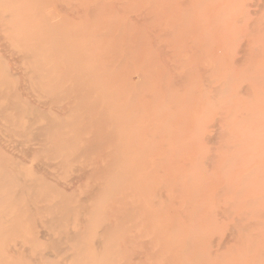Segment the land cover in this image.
<instances>
[{
	"label": "bare ground",
	"instance_id": "1",
	"mask_svg": "<svg viewBox=\"0 0 264 264\" xmlns=\"http://www.w3.org/2000/svg\"><path fill=\"white\" fill-rule=\"evenodd\" d=\"M164 9L166 10L167 8H165L164 7ZM164 9H163V12H164ZM158 10V9H157ZM12 11V10H11ZM159 11H161L162 12V10H160L159 9ZM158 11V15L157 16H159V13H161V12H159ZM167 11V10H166ZM176 11H174V13H175ZM10 12H7L5 15V19H6V21H7V23H4V22H6L5 20L3 21V23H4V26H6L7 28L9 27V29H7V28H5L6 30H5V32H7V34L9 35L10 33L12 34V35H15V36H11L10 37V39H14V41H16L15 39H25V42L23 43L22 42V44L19 42V39L17 40L18 42H19V45H22V47H20V51L18 52L17 51V53H18V55L17 56H23L24 57V59H25V61H26V63H25V65H28L27 66V73H26V70L23 72L24 74H25V76L27 75V77L26 78H23V79H25L24 80V82L22 81V84L21 83H19L18 85H22V86H25V87H27V85H24V83L25 82H27V84H28V87L27 88H29L30 90H31V92L32 91H34V93L35 94H37V98L39 99H37L38 100V102H42L40 99H44L45 97L46 98H51V100H49V102H50V104H49V102H45L46 103V105L48 106V110H45V108H46V106H44L45 105V103H44V105H42V106H44L45 108H43L42 106H40V107H34V106H32L31 105V103H34V102H27L26 100H24V98L23 97H25V96H23L22 97V93L20 94V93H16V95H15V93H14V95H12L11 93H9L7 90V92L6 91H4V90H1L2 88H4V87H1V83L2 82H6V80L7 79H4L3 78V81H2V75H0V94L2 95V97H3V99H7L8 101V104L6 103V104H3V103H1L0 102V118L3 116V119L4 118H6V123L9 125V126H7V124H5V126L4 127H6V129L7 130H5L6 132H7V134L10 136L11 134H13L14 135V137L15 136H18L19 137V135H16L17 134V132L16 131H19L18 133L19 134H21V136H22V134L23 135H26V136H32V137H34L33 138V140L31 139V141H27V142H25V141H23V142H21V144H23V145H33V143H36V142H38V148L37 149H35V150H37L36 152L38 153V155H40L39 157H41V159L42 160H44V161H57L59 164V166L62 168L61 170L63 171V169H65L66 170V172H68V168H71V165L73 164V163H75V161L76 160H78V159H80V158H82V157H86V159L85 160H88L87 161V163L88 162H93V161H95V164L96 163H98V162H100V161H98V159L97 158H92L91 159V156H93L94 155V151L96 150V151H101V153H102V151H104L103 153H104V156H102V157H104L105 158V154H106V158H110V160H109V162H107V161H105V162H102L101 164H97L98 165V167H100L99 165H101V169L100 170H97L98 172H95L94 170H92V171H89V170H87V172L89 171L90 173H92V172H94L95 173V176L94 177H92L93 175L92 174H89V173H87L86 175H88V177L89 178H87L86 177V179L85 180H87V179H94L93 181L95 182V184L94 185H92V186H89V187H87L86 189L84 188V187H86V186H84L83 188V190H84V193H83V197H80V196H78V195H75V194H68V192L64 189V190H62V189H60V187H59V185H57L56 183H54V182H50V181H47V180H45L43 177H41V176H37L36 174H33V173H28L26 170H25V168L23 167V166H21V164H17L13 159L14 158H12V157H10L9 155H13V154H11V153H9V155H6L5 156V154H4V152H3V156L0 154V157H3L2 159H0V162H1V164H3L2 165V167L0 166V231H3V232H1V233H4V234H2L1 235V233H0V235H1V237H5V233H7L8 235H9V237L10 238H12L14 241L16 240V241H18L17 239H22L24 242H27V244H29L30 246H33V245H36V244H40V243H44V245L46 246V248H45V251H47V252H44V254H46V255H44V254H41V257L43 258L44 257V260H45V258H46V264H47V258L49 257L50 259H51V257H57L56 255H58V256H60V255H64V254H67V252L68 251H72V250H74V253H72V254H68V255H66L65 256V258H63L62 260V262L60 263V264H116L118 261H115V259L113 258V257H115L114 255H116L117 254V256H116V259H117V257L119 258V262L120 263H118V264H123L124 262H121L123 259H122V255L121 254H123V253H116L115 251H114V247L112 246L111 248H110V250L112 249V248H114V249H112V251H114L115 252V254L113 255V253L111 254L110 253V255H109V252H110V250H109V245H110V243H112V244H114L113 242L115 241L113 238H115V236H116V234H114L113 232H111V229H112V227H114V226H112V224H113V221H112V224L111 225H108L110 222V220H114V219H118V218H122L121 216L123 215L124 216V219L126 218L127 219V217H125L126 215H128V213L127 212H129V213H133L132 212V210H128L129 209V207L128 208H126L127 206H125L126 204H124V203H126V201L124 202H122V200H120L121 198H123L124 196H120V198L119 197H117L118 199H119V201L121 202V205H119V206H122V203H123V208H124V210H125V212H126V210H127V212H126V214H123V212H122V209H119L120 207L119 206H115V203H112V201H110L112 204H114V205H110L111 207H112V209L111 210H113L114 208H117L119 211L121 210V212L122 213H118L117 214V212H115V211H117V210H113V212L114 213H116V216H115V214L114 213H109V215L110 214H113L114 216H111V217H114V219H112L111 217H109L108 215V217L109 218H111L109 221H108V219L109 218H106L107 216H105V214H103V213H105V212H109V210H107L106 211V209H104V211H102V209H103V207L104 206H106V205H108L107 203H108V201L110 200V199H113V197L114 196H116V188H118L119 186H121V184H122V186L120 187V190L119 191H121V192H124V191H122V188H123V184L125 183V182H127V176H125V174H124V171L125 172H127L124 168H125V164H124V161H126L125 160V158H126V155H127V153L126 152H129V151H127L128 149L127 148H125L124 149V146H123V148H121V146L120 145H122L121 143H122V141L123 140H127L126 138H128V137H133V138H136V139H133V141H135V140H139L138 142H136V144H134V145H137V143H138V146L139 145H141V146H139V147H137L136 146V148L135 147H133L134 149H133V151L132 152H134L135 154L137 153H140V154H138V155H140L139 157H140V161H139V159H138V161H134V162H136V164H139V166H138V169H137V167H136V173H135V175H134V172H133V175L134 176H137L138 174L140 175V177H141V175L143 174V176H144V178H143V176H142V178H143V181H144V185H146L147 183H145V182H148L149 181V183L151 182L152 184L155 182V181H157L159 178L161 179V181H163V179H164V181L165 182H162V183H166V185L167 184H169L168 185V188L170 187V183H172L173 182V184L175 185V183H174V181L173 180H180V176H182V172L184 171L187 175H188V173H190L191 172V169L193 168H191L190 170H188L189 168H185L186 169V171L188 170V172H186L185 170H183L182 172L180 171V168H182V169H184V166L182 167L181 166V164H178V162L181 160V162L183 163V159H182V157L180 156V157H176L177 158V163L175 162V161H172L173 159H172V157L174 156V155H172L171 156V158L168 156V155H170L171 153H177V152H175V151H173V149L176 147V148H178V152L180 151V153L182 152H184L185 150L186 151H189V150H187V148L188 149H192L190 146H188V145H186V141H185V138L186 137H188V138H191V139H193L194 138V130L193 129H196L197 127H198V125H200L201 123H202V121L201 120H198L197 119V122H196V118L194 117V120H193V124L191 125V126H188V122H190V123H192V118L191 119H189V120H187V118H190V117H192V115H190V114H193L192 113V111H196L197 110V108H198V110H199V107H200V109H201V107H203L204 106V109L202 110L203 112H204V110H206V109H208V106L206 105V101H205V99L206 98H208L207 99V101L208 100H210L211 99V97L213 96V98L216 96V99H217V95H216V93L217 92H219V89L221 88H219L218 89V91H217V88L215 89V88H212L211 87V84H208V83H210V80H211V83L212 84H214L213 82H214V79H216V78H214V79H211L210 78V80H209V78L208 77H212V75H209V76H207L206 77V75H204L205 76V78L204 77H197L196 76V78L195 79H192V80H194V81H196V79H197V82L194 84V88H195V86L196 85H199V87L198 86H196V88L193 90V89H191L192 87H193V83L191 82L189 85H188V87H187V85H185L187 88V90L186 89H184L185 87L184 86H181L184 82H186V81H184V82H182L181 81V87H184V88H178L176 91L178 92L179 90L181 91V89H183L182 91L185 93L186 91H188V92H186V94L188 95L189 93H191L192 95H194V92H195V94L197 95V96H195V97H192L193 99L191 100V96L192 95H189L188 97H187V95L185 96L184 94L183 95H181V96H179V95H177V94H180V92H178L176 95H175V92L176 91H174L175 90V88H174V90H173V92H174V94H170L171 96H169L168 97V95L166 94V96H165V98H161V97H164V94L162 93V91H161V93H160V91L158 90V89H160L163 85L165 86V84L163 83V82H161V81H163L162 79H164L163 77H162V75L164 76V75H166V73L164 72V67H163V65L161 64V66H159V64L158 65H155L154 64V66H156V67H163V72H161V70L160 71H158V69L156 68V70H157V72H155L154 74L150 71L151 69L150 68H152L153 66H151V67H149V65H147V66H145L146 64H141V65H143V66H145V67H143V69L145 68V69H150L149 71V75L148 74H146V70L144 69V73L146 74H142L143 76H146V77H143L140 73H139V76L137 75V77L139 78L140 77V79H136V81L135 80H131V79H129L130 80V82H133V84L130 86V87H128L127 85H128V79L126 80V77L127 78H129L130 76H128V74H127V76L126 77H124L123 76V79L124 80H126V82L124 83L125 85H126V83H127V85L126 86H121L120 84L122 83V81H123V79H122V81H121V79L119 80V76L121 75V74H119L120 72L123 74L124 72L125 73H128L129 71L128 70H131L130 68L132 67H129V69L128 68H125L126 69V71L124 70V72H122V71H119L123 66H121V68L120 67H118V66H120V64H117L118 66V69L115 67V65L113 64H109V62H108V59H107V64H106V61H105V59L106 58H108V57H106V58H101L100 56V59H103L104 61H105V63H103L102 62V65L100 64V66L98 65V66H96L95 64H93L94 62H90V58H92V56H90V52H91V50H92V48H91V50H90V47H93L94 48V50L97 48L98 49V47H94L93 45H92V43H95L94 45H96V44H98V43H100L98 40H102V42L104 43V42H106V35H107V38L108 39H115L117 36H121L122 38H123V35H121L122 34V32L120 33L119 31H121V28L120 27H117V26H115L114 25V23H113V21H111L112 22V24H111V22H110V25L109 24H107V25H109V26H106L105 27V29L102 31V30H100L99 32L98 31H96L97 33H99V34H97V33H94V34H96V37H94V38H96V39H98L97 40V42L98 43H96L94 40H96V39H94L93 40V38H91V39H88L86 36L88 35H86L85 34V36H84V38H83V36H81L80 35V33H79V31H78V33H76L74 30H72V32H74V33H69V35H64V36H60V37H62V39H55L56 38V36L57 35H54V34H52L53 32L55 33L56 31L58 32H60L61 30H50L49 28H48V26L46 25L47 23H46V21H45V19H44V16L42 15V14H40V15H37V16H39V18H42L41 20H40V24L39 25H41V24H43V22L44 23H46L45 24V28L47 29V31L45 32L41 27H39V25L36 27V29L37 28H39V29H41V31L43 30V32H42V35H43V38L42 39H40V40H36V39H30V37H28V39L26 38V37H23V33H24V31H25V33H26V35H30L29 33L31 32L30 30H32L33 28H34V25L36 26L37 25V21H32V23L33 22H36V24H32L31 23V21H27V22H25L26 23V25H24L23 23V25H21L20 27H19V29L21 30H19L18 31V27L16 28L17 30H15V27L16 26H19V23H18V20H17V18L16 19H14L15 18V16H13L14 14H12V13H10V14H12V15H10L9 14ZM170 13V12H169ZM169 13H168V18H170L169 17ZM174 13H170L171 15V19H172V14H174ZM7 14L8 15H10V16H8V17H10L9 19L7 18ZM154 14H157L156 12H154ZM165 14H166V12H165ZM175 14H177V12L175 13ZM4 15V13L2 14V16ZM180 15V14H179ZM42 16V17H41ZM156 16V15H155ZM162 16H166V15H164L163 13H162V15H161V17ZM174 16V15H173ZM178 15H176L175 17H177ZM180 16H183V15H180ZM180 16H178V20H179V18H180ZM11 17H13V18H11ZM175 17H173V18H175ZM184 18V17H183ZM183 18H181V20L183 19ZM2 19H4L3 17H2ZM11 19V20H10ZM44 19V21H42ZM167 19V18H166ZM186 19V18H185ZM15 20V21H14ZM154 21H155V25H153L154 27H152V28H155L156 27V22H158V21H156V20H159V19H157V18H154L153 19ZM152 20V22L154 23V21ZM162 20V18L160 19V22H162L161 21ZM172 20H175V21H173L172 22ZM172 20H169L168 19V21L167 22H169L170 23V26H167L168 28L166 29V32H167V34H169V35H165L166 33H164L163 31L164 30H162V32H161V27L163 26L161 23H160V25L158 24V26L155 28L156 30H157V28L158 27H160V30H159V28H158V30L161 32L160 34H162V36H165V37H163L162 39H166L167 37L166 36H170V34L171 35H174L173 33L175 32V34L177 33H179L178 35L176 34V38H179V39H182L181 38V36H180V34L182 35V37H183V39H187L188 37H189V35L191 34L190 32H192V30L194 31V33H196L194 36H197V35H203L202 36V38L200 37V40L202 41V39H206V36H207V34H204L205 32L204 31H206V27H204V25H206V23L205 24H203V21L205 22V20H196V21H198V24H199V22H202V23H200L202 26H200L199 25V27H203V28H201L202 29V33H200V34H198L196 31L198 30V32H201V30H200V28H198V25H196L195 26V24H194V22L195 21H193L192 23H191V21H189V20H194V19H188V21L191 23H188L189 24V26L187 25V21L186 20H184L185 22H182L181 23V20H179V23H176V22H178V20L176 21V18L175 19H172ZM182 20V21H183ZM10 21L12 22H14V23H18V25L17 24H14L13 22V28H12V26L10 27ZM41 21H42V23H41ZM163 21H164V19H163ZM152 22H151V24H152ZM165 22V21H164ZM171 22H172V24H171ZM32 25H31V24ZM75 23V22H74ZM74 23H73V25H74ZM117 23V22H116ZM159 23V22H158ZM166 23V22H165ZM165 23H163L164 25H169V23L168 24H165ZM177 24L176 25V27H177V31H176V28L174 27L175 26V24ZM197 23V22H196ZM5 24H7V25H5ZM72 24V23H71ZM78 24V23H77ZM80 24V23H79ZM118 24H120L119 22H118ZM179 24H186V26L185 27H191V29L190 28H186V30L185 31H187V29L188 30H190V32L188 31V32H186V33H184L185 34V36L183 35V33H180L179 32V29H180V31L181 30H183V32H184V29H185V27L184 28H182L183 27V25L181 26V25H179ZM16 25V26H15ZM28 25V26H27ZM69 25H70V23H69ZM172 25H174V26H172ZM191 25V26H190ZM210 25V24H209ZM15 26V27H14ZM25 26V27H24ZM44 26V25H43ZM42 26V27H43ZM56 26H59V25H56ZM80 26V25H79ZM79 26L77 27V28H79ZM123 25H121V27H122ZM152 26V25H151ZM179 26H181L180 28H179ZM192 26H194V28L192 27ZM207 26V25H206ZM23 27H24V30H23ZM75 27V26H74ZM175 29H174V28ZM196 27V28H195ZM208 27H210V26H208ZM103 28H104V26H103ZM143 29L145 28V27H142ZM141 28V29H142ZM163 28V27H162ZM171 30H170V29ZM173 28V29H172ZM179 28V29H178ZM193 28V29H192ZM12 29V30H11ZM35 28L33 29V31L34 30H36ZM38 29V30H39ZM51 31H49V30ZM75 29V28H74ZM81 29V28H80ZM130 29H132V28H130ZM140 29V28H139ZM140 29V30H141ZM197 29V30H196ZM210 29V31H211V27L209 28ZM208 29V30H209ZM8 30V31H7ZM23 30V31H22ZM37 30V31H38ZM70 30V29H69ZM107 30V31H106ZM135 30V29H134ZM139 30V31H140ZM170 32V33H168V31ZM175 30V31H174ZM68 31V30H67ZM77 31V30H76ZM82 30H80V32H81ZM107 33H106V32ZM128 31V30H127ZM132 30H130L129 32H131ZM143 32H144V30H142ZM159 31H158V33H159ZM172 31V32H171ZM13 32V33H12ZM19 32V33H18ZM65 32V31H64ZM93 32V31H92ZM157 32V31H156ZM182 32V31H181ZM207 32V31H206ZM15 33V34H14ZM22 35V37H20L19 35ZM34 33H36L35 31H34ZM34 33H31V34H34ZM83 33V32H82ZM84 33H86V32H84ZM90 33V32H89ZM123 33H124V31H123ZM189 33V34H188ZM209 33V32H208ZM10 34V35H11ZM56 34V33H55ZM58 34V37H59V33H57ZM61 34H63L62 32L60 33V35ZM93 34V33H92ZM126 34V35H125ZM128 32H125L124 33V37L125 38H130V36L128 37ZM186 34H188V35H186ZM210 34H212V33H210ZM9 35V36H10ZM41 35V36H42ZM54 35V36H53ZM16 36H18V38L16 37ZM41 36H39L38 37V39L41 37ZM95 36V35H94ZM119 36V37H120ZM141 36H143V33L141 34ZM140 36V37H141ZM175 36V35H174ZM180 36V37H179ZM191 36H193L192 34H191ZM193 36V38L195 39V37ZM213 36H215V35H213ZM212 36V37H213ZM53 37V38H52ZM85 37L88 39H85ZM120 37V38H121ZM140 37H138V39L140 40ZM144 37V36H143ZM149 38H150V36H148ZM146 38L145 37V39H147V41L146 42H148V39L149 38ZM160 37H161V35H160ZM186 37V38H185ZM211 37V39L213 40L214 38H212ZM119 38V39H120ZM171 38H173V36L171 37ZM124 39V38H123ZM138 39H137V41H138ZM142 39V38H141ZM151 40H152V38H150ZM159 39V38H158ZM161 39V38H160ZM168 39H170V38H168ZM175 39V38H174ZM189 39V38H188ZM89 40H93L94 42H91V44H89ZM116 40H118V37L116 38ZM125 40V39H124ZM131 40V41H130ZM136 40V39H135ZM144 40V38L141 40V41H143ZM150 40V41H151ZM241 41H242V39H240ZM262 40H264V39H262ZM140 41V46H141V42ZM149 41V43L146 45V42L145 41H143V43H142V46L141 47H143V45L145 46V47H143V48H146L145 50H147L148 51V45L150 44L151 45V42L153 43V41H151L150 42ZM180 41H182V40H180ZM199 41V40H198ZM206 41V40H205ZM207 41H209V40H207ZM214 41H215V39H214ZM238 41V40H237ZM237 41H236V43H234L235 45H238L237 44ZM247 41H249V40H246V43H247ZM257 41L259 42V44H260V46L264 43V41H262L261 42V40L259 41V39H257ZM110 42V43H109ZM109 44H108V46L109 47H111L110 45H111V42H112V40L110 41L109 40ZM114 42V41H113ZM113 42H112V46H116L119 50H117V51H120V52H118V53H121V51L122 50H120L121 48L123 49V47L125 48L128 44L126 43V42H128L129 43V46H128V48H130V42H135V44L133 43L132 44V46H131V48L130 49H132V48H134L135 46H137V45H139V43L138 44H136L137 42L136 41H133L132 39H129V41H126L125 40V42L124 43H126L127 45H123V46H121V44H119V42L120 41H118V44L120 45V47L121 48H119L118 46L119 45H113ZM179 41H177L176 43H173V44H175L176 46H178L179 48H181L180 46L181 45H177V43H178ZM192 42V41H191ZM202 42H204V41H202ZM227 42V41H226ZM258 42L256 43V44H258ZM261 42V43H260ZM103 43L101 44L102 46H104L105 45V43H104V45H103ZM116 44H117V41L115 42ZM122 43V42H121ZM199 43V45H198V47H197V45L195 44V42H192V43H190V42H188V41H185V44H184V41H183V44H182V49H187L188 51V53L189 54H191V53H193V51H194V56L195 55H198V54H201L202 52L200 51L201 50V48H203V55L205 54V55H207L208 53H209V51H210V56L213 58V60H215V56L213 57V55H211V51L213 50V48H214V42H213V44H210V45H214L213 46V48H212V46H211V48L210 47H208V51L206 50L205 51V48H206V46H205V42L204 43H202L203 44V46H205V48L204 47H201L200 45V42H197V44ZM218 43V42H217ZM216 43V46L218 45ZM239 43V42H238ZM253 43V42H252ZM251 42H250V44H252ZM99 44V45H100ZM190 44V45H189ZM220 44V43H219ZM224 44H225V42H224ZM234 44H233V47H234ZM249 44V45H250ZM255 44V43H254ZM259 44L257 45L258 47H259ZM89 45H91V46H89ZM100 45V46H101ZM150 45H149V47H150ZM174 45V46H175ZM187 46V47H185V48H183L184 46ZM207 45V44H206ZM210 45H208V46H210ZM222 45V44H221ZM220 45V46H221ZM226 45H227V43H226ZM225 45V46H226ZM229 45H232V44H229ZM106 47H103V50H102V52H104L105 53V51H106V49L107 50H109L108 48V46H107V44L105 45ZM216 46H215V48L214 49H216ZM223 46V45H222ZM222 46H221V49L223 50V51H227V50H225L224 48H222ZM239 46V45H238ZM242 46V45H241ZM254 46V45H253ZM253 46H250V48L251 47H253ZM153 47V46H152ZM165 47V46H164ZM191 47H193V48H191L192 50H189ZM196 47V48H195ZM218 47V50L217 51H220L219 50V45L217 46ZM230 47V46H229ZM232 47V48H233ZM236 47V46H235ZM258 47H253L254 49L255 48H257V50H258ZM263 47H264V45H263ZM262 47V49H261V47H259V49H261L260 50V53H259V51H258V53L259 54H261V52H262V54H261V56L259 55V57H260V59L262 58V59H264V48ZM127 48V49H128ZM139 48V47H138ZM138 48H137V50H138ZM143 48H141V53H142V55L141 56H145L146 55V57H148L147 56V54L149 55V53H150V50H149V53H146V52H144V49ZM148 48V49H147ZM177 48V47H176ZM209 48L211 49V50H209ZM232 48H229V49H232ZM237 48H240V47H237ZM246 48V47H245ZM253 48H251L252 50H253ZM96 49V50H97ZM105 49V50H104ZM113 49V48H112ZM126 49V48H125ZM124 49V50H125ZM143 49V50H142ZM151 49V48H150ZM207 49V48H206ZM236 49V48H235ZM235 49H233L234 51L233 52H235ZM247 49H249V48H247ZM251 49L250 50H248L249 52L251 51ZM93 50V51H94ZM115 50L116 49H114L113 51L115 52ZM135 49H133V50H131V52H129V51H127V52H129V53H132L133 51H134ZM137 50H135V51H137ZM139 50H140V48H139ZM200 51V53H198V51ZM221 50V51H222ZM238 50V49H237ZM236 50V51H237ZM93 51H92V55H93ZM101 51V50H100ZM113 51H111V54H112V52ZM135 51H134V53H135ZM192 51V52H191ZM205 51V52H204ZM216 51V53H218ZM222 51V53L221 54H224V52ZM239 51V50H238ZM240 51H242L241 49H240ZM94 52H96V51H94ZM113 52V54H115ZM123 52V51H122ZM198 54H197V53ZM208 52V53H207ZM229 52V50L226 52V53H228ZM16 53V54H17ZM99 53V55H100V52H98ZM110 53V52H109ZM117 52H116V54L115 55H117L118 54ZM138 53H140V51H137V53H135V54H137V56L138 55H140V54H138ZM145 53V54H144ZM196 53V54H195ZM95 55L94 56H96L97 55V53H94ZM106 54H107V52H106ZM112 54V55H113ZM122 55H123V53H121ZM229 54H231L230 52H229ZM247 54V53H246ZM249 54H253V56H254V53L252 52V53H249ZM115 55L113 56V57H115ZM120 54H118V56H119ZM202 54L200 55V56H202L203 57V59L205 58V56H203ZM225 55V54H224ZM223 55V56H224ZM228 55V54H227ZM227 55H225V56H227ZM243 55V54H242ZM250 55V56H251ZM58 56L60 57V58H58ZM93 56V58L95 59V58H97V56L96 57H94ZM136 56V57H137ZM199 56V55H198ZM198 56H195L197 59H199L200 58V56L198 57ZM209 56V57H210ZM233 56H235V54L233 55ZM257 56V55H256ZM255 56V58H257ZM98 57V58H99ZM104 57V56H103ZM122 58H124V57H126V59L127 60H129L128 61V63H131V64H129V65H127L126 63H125V65H127L126 67H128V66H130V65H133V60L131 61V57L130 58H127V56H121ZM132 57L134 58V55H132ZM208 57V56H207ZM206 57V58H207ZM208 57V58H209ZM229 57V56H228ZM20 58V57H19ZM81 58H87V59H89V61H88V65H87V67H80L79 65L81 64H79V62H81ZM144 58V57H143ZM211 58V59H212ZM217 58H218V55H217ZM221 58V56L219 55V58H218V60L217 61H219V59ZM226 58V57H225ZM225 58H224V60H225ZM232 58V57H231ZM250 58V57H249ZM1 57H0V61H1ZM22 59V58H21ZM65 59V60H64ZM114 59H116V57L114 58ZM119 59L121 60V58H120V56H119ZM137 59V61L138 60H141V58H136ZM201 59L202 58H200L199 59V61H201ZM202 59V60H203ZM222 59V58H221ZM220 59V61L222 62V60ZM238 59V58H237ZM252 59H253V57H252ZM262 59H261V61H262ZM23 60V59H22ZM239 60V59H238ZM250 60H251V58H250ZM76 61H79L78 62V64H77V62ZM95 62H96V60H94ZM111 62H113L114 60L113 59H111L110 60ZM116 61H118V60H116ZM124 61V60H123ZM123 61H121V62H123ZM134 61H135V58H134ZM205 61V60H204ZM233 61V60H232ZM75 62H76V64H75ZM127 62V61H126ZM207 62V61H206ZM255 62H256V60H255ZM263 62H264V60H263ZM0 63H2L3 64V61L2 62H0ZM115 63V62H114ZM214 63V65H215V61L213 62ZM222 63H224V62H222ZM226 63V62H225ZM230 63V62H229ZM228 63V64H229ZM258 63V62H257ZM123 64V63H122ZM218 68H222L223 66H224V64H220L219 62H218ZM235 64V63H234ZM233 64V65H234ZM250 64V63H249ZM252 64V63H251ZM254 64V63H253ZM259 64H262L260 61H259ZM124 65V66H125ZM135 65V64H134ZM141 65L139 66V67H141ZM220 65H222V66H220ZM256 65V64H255ZM83 66H84V64H83ZM217 66V64L215 65V67ZM232 66V65H231ZM230 66V67H231ZM235 66V65H234ZM245 66V68H246V65H244ZM263 66H264V63H263ZM135 66H133V68H134ZM233 67V66H232ZM248 68H249V66H247ZM257 67H259V66H254L253 68L250 66V68H252V70H257ZM120 68V69H119ZM132 68V70H133V72H134V69ZM155 67H153V69H154ZM207 67H205V71H203L202 73L203 74H207L208 73V71H210L209 69H206ZM217 68V67H216ZM215 68V72L216 71H219V70H217ZM229 68V67H228ZM237 67H235V69H236ZM244 68V67H243ZM249 68V69H250ZM140 69V68H139ZM138 69V70H139ZM142 68L140 69V71L139 72H142V70H143ZM201 69H204V67L203 68H199V73L201 74ZM214 69V68H213ZM212 69V65H211V71H214ZM222 69H224V71H225V73L227 72V74L229 73V72H231V70H232V72L234 71V68H230V71H226V69H225V66H224V68H222ZM221 69V70H222ZM240 69V68H239ZM242 69V68H241ZM249 69H247V71H249ZM263 70V68H261V67H259L258 68V70ZM0 70H1V67H0ZM57 70V71H56ZM117 70H118V74H119V76L117 75ZM206 70H208L207 72H206ZM257 70V72H259ZM56 71V72H55ZM128 71V72H127ZM155 71V70H154ZM236 71V70H235ZM237 71H239V70H237ZM132 71L131 72H129V73H132V74H134ZM147 72H148V70H147ZM205 72V73H204ZM220 72V73H219ZM219 72H216L217 73V75L214 73L213 75L215 76H218L219 74L221 75V71H219ZM240 73H237V72H235L236 74H238L237 76V78L235 77L236 76V74L232 77L233 79L230 81V83L229 82H227V80L228 79H230L231 78V73H230V76L229 75H225V76H229L230 78H225V80L224 81H226L227 83H229V86H228V89L227 88H224V90L223 89H221L220 90V92H224L225 93V91H227V90H229V88L231 89L230 91H233L234 93H232V94H230L231 95V97H230V95H229V93L228 94H224L226 97H230L231 99H229V98H226V97H222L221 95H220V97H222V101H223V104H222V101H219L218 99V102L216 103V105L218 104L219 106H217L218 107V109H219V112H220V107L222 106L223 107V109H224V114H225V116L227 117H225V119H226V121H225V119H224V115L220 112V113H218V109H217V113H213V111L211 110L212 109V107H210V110H211V112H207V113H210L211 115L213 114H215L214 116V119L218 122V123H220L221 124V122H226L227 124H226V126L228 127V128H234L235 127V131L232 133V134H234L236 131V133L235 134H237V136L239 135V137H241L242 139H240L239 141L237 140V139H235V138H237V136H235V135H232L231 134V136H230V138H231V141L232 140H236L235 142L234 141H228V145H227V142L226 141H224V140H222L221 138H219V137H221L222 136V134H225V135H230V132L229 131H227V130H225V132L227 131V133H229V134H226V133H224V130H222V132H221V134L219 133V137H218V135H217V137H216V139H218V141H219V139H221L219 142L217 141V145H218V147L220 148L221 146H224L225 147V142H226V147L227 146H232V145H236L235 147H237L238 149L236 150V148H234V146H232V147H228L226 150H227V153L229 152V150H231L230 152H238V153H236V154H231V156L233 157L234 155H238V157L237 156H235V159H233L234 160V162H232L230 159H229V157L228 156H226V155H228V154H230V152L228 153V154H226V155H224L223 154V156H222V154H221V151L219 152V150H217V154H218V152L220 153V155L218 154V156L220 157H218V159H220L221 160V158H222V161L224 162V163H226L228 160H230L232 163H229L230 161H228L227 163H228V165L229 164H231V166H230V168H229V166L227 167V168H229V171H227L228 169H226L225 168V165H224V163H223V165H224V168H223V166H222V164L220 165L222 168H218L219 170H222V171H220V173L218 174V173H216L217 171V168H216V174L217 175H215V174H213V177H215V178H218V176H219V178H222V180L223 179H226L225 181H231L230 182V184L233 182V181H235L234 183L236 184V186H237V182L240 180V178L238 179V176H240L241 175V173H244L243 171H245V170H247V169H244V167L245 166H247V165H245V166H243V167H241V166H239V163H240V161H238L239 159H241L243 162H244V160H243V158H242V156L244 157L245 155L247 156V154L248 153H252L253 152V154H257V153H259V154H257L258 156L259 155H261V157H260V159L262 160V159H264V157H262L263 156V154H260L261 152H257V150H259V151H263L264 152V150H263V148L262 147H264V140L262 141V139H260V138H258L259 136H260V134L262 133V134H264V132H261V131H263L264 129H261L262 127H261V125H260V127L258 126V124L256 123V121H258V120H256L255 121V124H251V123H247L248 122V118L251 116V118L250 119H255L256 117H257V119H259L260 117V119H263L264 117H262V116H264V112L262 113H260L259 111H257L256 109H258V107L261 105V106H263V108H264V103H262V102H264V100H261L260 98L261 97H263V95L262 94H264V91H261L260 89H256V88H253L254 86H256L257 88H259V86L260 87H262V85H260V84H263L264 83V71L262 72V75H260V81H262L263 83H261L260 82V84H258L259 82H258V78H257V76L259 75V73H255V71H253V73L252 74H250L251 73V71L250 72H248L249 74V76L247 75V74H245L244 72V76L242 77V72H241V70L239 71ZM150 73H152L151 75H155L154 77L152 76V79H156V78H158V82H159V79L161 80L160 82H161V87H160V83H158L156 80L153 82V80L151 79V77H147V75L148 76H150ZM160 73H162V74H160ZM2 74V73H1ZM23 74V75H24ZM209 74H210V72H209ZM212 74V73H211ZM223 74V73H222ZM234 74V73H233ZM255 74L257 75V76H255ZM124 75V74H123ZM167 75H168V72H167ZM166 75V76H167ZM202 75V74H201ZM240 75V76H239ZM247 75V76H246ZM24 76V77H25ZM142 76V77H141ZM159 76V77H158ZM170 75H168L167 77H169ZM175 76V75H174ZM224 75H223V78L225 77ZM249 77V78H246V77ZM255 76V77H254ZM7 77V76H6ZM68 77H70V79H71V81H70V83L68 82L69 80H68ZM122 77V76H121ZM134 77H136L135 76V74H134ZM134 77H131V78H134ZM162 77V78H161ZM177 77V76H176ZM261 77H263V78H261ZM170 78V77H169ZM169 78H167V80L166 79H164V81H165V83H171L170 81H168V80H171V79H169ZM171 78H174V77H171ZM178 78V77H177ZM205 80V79H208V82H206V81H204L203 79ZM239 78V79H238ZM244 78V79H243ZM253 78H255L254 79V81L255 80H257V82H253V84L251 83L252 82V80H253ZM55 80V84H51V82H53L54 80ZM203 80V82H201L202 80ZM220 79L221 78H219L218 80H219V82H220ZM235 79V83H237L236 81H238V83L237 84H234V82L232 83V81ZM241 79H243L242 80V82H240L241 81ZM245 79H248V80H250L249 82H250V84L252 85V87H250L251 85L249 84V82H248V80H246L245 81ZM50 80H51V82H50ZM191 80V81H192ZM199 80H201V81H199ZM8 81V80H7ZM167 81V82H166ZM173 81V80H172ZM190 81V80H189ZM216 81V80H215ZM224 81H221L220 83H219V85H221V83L223 82L224 83ZM121 82V83H120ZM173 82H176V81H173ZM206 82V83H205ZM157 83V84H156ZM188 83V82H187ZM202 83H203V85H204V83H205V85L206 84H208V85H210V87H211V90L213 89V91H211V94H212V92H214V90H216L215 92H214V94H212V95H210V93L208 92L209 91V89H210V87H207L206 89H205V85L203 86L202 85ZM216 83V82H215ZM227 83L225 84L226 86H227ZM240 83V85L242 84V87L240 86V85H238ZM244 83L245 84H247V88L249 89L248 90V92L249 91H251V89H254L256 92H255V94L257 93L258 94V92H261L262 94H261V97L259 96V95H257V98H259L260 100H261V102L259 103V101H256L258 104H256V102L255 101H252V100H249L250 99V97L252 98V97H255L256 98V96H250V95H248L249 93H246L247 95L246 96H250L249 98L247 97L246 98V100H247V108H248V106L250 107L251 105V102L250 101H252L253 103H252V108H253V105H254V102H255V105H258V107L257 106H255L254 105V109H253V112L255 113L256 111V113L254 114L253 113V115H252V112H251V110H252V108L251 109H249V110H247V108L245 109V107H244V109H243V107H242V103L240 104V106L242 107L241 108V110H240V108L239 107H237V109L236 108H234L232 105H233V101H235V100H237V98H243V97H241V95H242V93H244L245 91H247V90H245L244 91V88H245V86H244ZM255 83H257V84H255ZM3 84H5V83H2V85ZM6 84H8V82L6 83ZM9 84H10V82H9ZM8 84V85H9ZM158 84H159V86H158ZM173 84V83H172ZM175 84V83H174ZM176 84H177V82H176ZM184 84H186V83H184ZM224 84H222V86L223 87H226V86H224ZM230 84H232V85H230ZM7 85V86H8ZM158 87V89H157V87ZM168 85V84H167ZM166 85V86H167ZM202 85V87H200ZM218 85V86H219ZM234 85V87H236V89L234 90V89H232V87L231 86H233ZM264 85V84H263ZM164 86H163V88H164ZM169 86V85H168ZM167 86V87H168ZM176 86V85H175ZM177 86H179L178 84H177ZM179 86V87H180ZM237 86L240 88V91H241V89L244 91V92H235L236 90H237ZM243 86H244V88H243ZM11 87V86H10ZM14 87V86H13ZM120 87H122V89L120 88ZM156 87V90L157 91H159L158 93L161 95V94H163V95H161V97H159L160 95L159 94H157V92H156V94L154 95V94H152L151 93V91H155V88ZM166 87V88H167ZM173 87V86H172ZM172 87H170L169 89L171 90L172 89ZM191 87V88H190ZM251 89H250V88ZM264 87V86H263ZM123 88H127V89H123ZM199 88V89H198ZM200 88H202V89H200ZM209 88V89H208ZM24 89V88H23ZM26 89V88H25ZM204 89V91L206 92L207 91V89H208V91L205 93L204 91V93H205V96H206V94H207V96L205 97V96H203L202 97V94L201 95H199V92H202L201 90H203ZM226 89V90H225ZM10 90H12V89H10ZM13 90H16V89H13ZM79 92L80 90V94L77 92V91ZM108 92H107V91ZM170 90H168V93H169V91ZM186 90V91H185ZM189 90L191 91V92H189ZM223 90V91H222ZM259 90V91H258ZM3 91V92H2ZM76 91V93H74ZM83 91H87L86 92V94H85V92H83ZM199 91V92H198ZM82 92V93H81ZM196 92H198V93H196ZM238 93V94H237ZM25 94V93H24ZM72 94H74L73 96H74V98H76L77 100V103L76 102H71V103H73V104H69V103H67V105L66 106H63V104L61 105V102H63L64 100H65V98L66 97H68L69 95V97H71V95ZM153 96H152V95ZM241 94V95H240ZM250 94H252V93H250ZM254 94V95H255ZM159 95V96H158ZM175 95V96H174ZM199 95V96H198ZM208 95H210V97L208 96ZM228 95V96H227ZM234 95V97L233 98H236L235 100H233V98H232V96ZM236 95V96H235ZM36 96V95H35ZM152 96V97H151ZM173 96V98H171ZM183 96V97H182ZM259 96V97H258ZM176 97H179V100H180V102L178 101V104H179V108L177 109V107H178V104L176 105V106H174V99L176 98ZM182 99H181V98ZM125 99V100H128L130 103H131V105H133V106H131L132 107V110H131V114L132 115H129V116H126V118L127 117H129V119H124V116H123V114H121V112H116V113H112L111 112V110H110V104H113L117 99ZM146 98H149L148 99V104L146 105H144V104H141L140 102H142L141 100L142 99H146ZM150 98H152L151 100H150ZM185 98H188V99H190L189 100V102L190 103H188L186 100H185ZM2 99V100H3ZM67 99V98H66ZM155 100V101H153V103L152 104H150L151 102H152V100ZM171 99V101H169V100ZM173 99V100H172ZM187 99V100H188ZM199 99L200 101V104H198L199 102L197 101V100ZM201 99H203L204 100V103H203V105L201 106V102L203 101V100H201ZM215 99V98H214ZM215 99V100H216ZM226 99H228L229 101H231V100H233L231 103H228L227 102V100ZM46 100V99H45ZM167 101V102H170L169 104L168 103H166V105L167 106H164V107H168V108H165L167 111V114H166V112L165 113H163V111H162V108H164V107H160V105L161 104H163L164 103V101ZM183 100V101H182ZM212 100V99H211ZM210 100V101H211ZM215 100H213V101H211L212 103H214L215 104ZM216 100V101H217ZM67 101L69 102V99H67ZM74 101V100H73ZM149 101H150V103H149ZM165 101V102H166ZM177 100H175V102H176ZM184 101H186L187 102V104H189V105H187V104H185V103H183ZM193 101H195V102H197L196 103V105H195V103L193 104ZM209 101V102H210ZM241 101H243V99H241ZM140 103L142 106H137V107H135L136 105H138L137 103ZM160 102V103H159ZM173 102V103H172ZM210 102V103H211ZM226 102H227V104H226ZM236 102L237 101H235V106L236 105H238V104H236ZM239 102V101H238ZM36 103V102H35ZM35 103L33 104V105H35ZM76 103V104H75ZM183 103V104H182ZM122 104V103H121ZM125 104L127 105V102H125ZM191 104V105H190ZM193 104V105H192ZM198 104V105H197ZM229 104V105H228ZM232 104V105H231ZM249 104V105H248ZM59 105H61L62 107V109H60V111H59V109H57L58 111H56L55 109V106L57 107V108H60L59 107ZM123 105V104H122ZM180 105H181V107H180ZM182 105H183V107H184V110H183V108H182ZM211 105V104H210ZM228 107V106H230V107H228L227 109H229V110H225L226 109V106ZM36 106V105H35ZM170 106L171 107H173L172 108V110H171V108H170ZM186 106V107H185ZM193 106V107H192ZM231 106L233 107V109H231ZM239 106V105H238ZM244 106V105H243ZM134 107V108H133ZM176 107V108H175ZM189 107V108H188ZM191 107V108H190ZM196 107V108H195ZM216 106H214L213 107V109L215 108ZM221 107V108H222ZM225 107V108H224ZM55 108V109H54ZM128 108V107H127ZM161 108V111H162V113L163 114H161V111H159V109ZM183 110V112L184 111H186L187 110V114L185 115L183 112H182V110ZM187 108V109H186ZM256 108V109H255ZM177 109V110H176ZM190 109V110H189ZM194 109V110H193ZM235 109V110H234ZM260 109V108H259ZM119 110H121V109H119ZM164 110V109H163ZM168 110H169V113L171 112L172 114H169L168 113ZM198 110L196 111L197 112V114H198ZM215 110H216V108H215ZM214 110V111H215ZM232 110V111H231ZM238 110H240V112H248L249 114H250V116H247V115H249L248 113H246V114H243V115H245L246 117L244 118L245 119V121H244V119H243V121L242 120H239L240 118H238L237 117V121H236V114L234 115V116H232L233 114V111H235V112H238ZM246 110V111H245ZM262 110V109H261ZM11 111V113H9ZM12 111H13V115H12ZM176 111V112H175ZM178 111H180V112H178ZM189 111V112H188ZM207 111V110H206ZM205 111V112H206ZM225 111H226V113H225ZM228 111V112H227ZM59 112V113H58ZM178 112V116L176 115V118H174V116H175V113H177ZM181 112H182V114L183 115H185L186 116V121L187 122H183V121H185V119L183 118V115L181 114ZM200 112V111H199ZM240 112L237 114V115H240V116H242V114H240ZM7 113H9V114H7ZM159 113L161 114V115H159ZM179 113L182 115H179ZM188 113H189V115H190V117H188L187 115H188ZM200 113H202V112H200ZM207 113H205L206 114V117L208 116V115H210V114H207ZM11 114V115H10ZM169 114V115H168ZM204 113L201 115V114H199L200 115V117L201 116H203V117H201V119L202 118H204V115H205ZM218 114H220L222 117H219L218 118ZM230 114H232L231 116H232V118H231V116H229ZM258 114H263L262 116L261 115H258ZM172 115V116H171ZM219 115V116H220ZM8 116V117H7ZM161 116V117H160ZM167 117V118H165L166 120H164L162 117ZM168 116H169V118L170 117H173L174 119H175V121H173L174 119H169L168 118ZM184 116V117H185ZM255 116V117H254ZM260 116V117H259ZM181 117L183 118V120L181 119ZM205 117V118H206ZM231 118V119H228V118ZM223 118V119H222ZM2 119V118H1ZM2 119V120H3ZM164 120L163 122H162V120ZM169 120V122H167L168 120ZM220 119H222V120H220ZM227 119H228V121H227ZM241 119H242V117H241ZM181 120V121H180ZM203 120V119H202ZM3 121H5V119L3 120ZM115 121H117L116 123L119 125V127H118V125H117V129H119V131H117V129H114L115 131H116V133L114 132V131H112V129H111V127L112 128H114L113 127V125L114 126H116V124H114V122ZM161 121V123H160V125H159V122ZM173 123H176V122H179V123H177V125L176 124H173ZM201 121V122H200ZM221 121V122H220ZM239 121H240V123H239ZM263 122H264V119L262 120ZM157 122V123H156ZM166 122V123H165ZM236 122H238V123H236ZM252 123L254 122V121H251ZM260 122V121H259ZM156 123V124H155ZM168 123V124H167ZM169 123H170V125H169ZM243 123V124H242ZM15 124H18V125H20V126H22V131H21V129L20 130H16V128H17V126L15 125ZM155 124V125H154ZM163 124V125H162ZM183 124V126H181ZM186 126H185V125ZM237 124H238V126H237ZM248 126H247V125ZM260 124V123H259ZM261 124H263L262 122H261ZM120 125H123V126H120ZM145 125H147V126H145ZM149 125H150V128H149ZM153 127H152V126ZM176 125V127H178L179 129H178V134H179V136H178V134H177V131H176V129L174 128V126ZM196 125V128L194 127ZM230 125V126H229ZM240 125V126H239ZM245 125V126H244ZM255 126V127H250V126ZM148 127V129L147 128H144L143 129V127ZM173 126V127H172ZM189 127V129H188V127ZM257 126V127H256ZM264 126V125H263ZM3 127V129H5ZM223 127H225V125L224 126H222L221 128H223ZM245 127V128H244ZM144 130H142V129ZM173 128L175 129V131H176V134H177V136H178V138H177V136L172 132L173 131ZM183 128V129H182ZM184 128H186V129H184ZM192 128V130H190ZM221 128H219V132L221 131L220 129ZM249 128V129H248ZM255 128H257L258 129V131H257V129H255ZM259 128H260V130H259ZM139 129V130H138ZM146 129V130H145ZM182 129V130H181ZM224 129V128H223ZM229 129V130H230ZM241 129V130H240ZM253 131H255V134H252V130ZM141 130L143 131V133L141 132ZM189 130V131H188ZM246 130H248V132L246 131ZM20 131L22 132V133H20ZM192 131V132H191ZM238 131H239V133H238ZM261 133H260V132ZM5 132V133H6ZM187 132H189V133H187ZM257 132V133H256ZM173 133V136L171 137V134ZM193 133V134H192ZM218 132H216V134H217ZM246 133V136L244 135ZM250 135H249V134ZM251 134H252V137L251 138H249L250 136H251ZM259 134V135H258ZM13 135H11L10 137H12ZM188 135V136H187ZM192 135V137H190ZM20 136V137H21ZM175 136V137H174ZM216 136V135H215ZM256 136H258L257 138H256ZM262 136L263 135H261V138H262ZM25 137V136H24ZM224 137V136H223ZM232 137H234V138H232ZM246 137V138H245ZM137 138H139V139H137ZM175 138V139H174ZM177 138V139H176ZM211 137H209V139H210ZM225 138V137H224ZM191 139L189 140L190 142H191ZM215 139V138H214ZM226 139V138H225ZM229 139V138H228ZM256 139H257V141H256ZM260 139V140H259ZM175 140H178L177 142L175 141ZM244 140H246V141H244ZM15 141V140H14ZM14 141H12V142H14ZM195 141V140H194ZM222 141V142H221ZM241 141V142H240ZM18 142H19V140H18ZM88 142H90V143H88ZM134 142V143H135ZM224 142V143H223ZM231 142V144H229ZM237 142V143H236ZM239 142V143H238ZM243 142V143H242ZM246 142V143H245ZM86 143H88V147H86ZM130 143H132V142H130ZM189 142H187V144H188ZM219 143V144H218ZM221 143H223L224 145H221ZM261 143V144H260ZM17 144H19V143H17ZM36 144H34V145H36ZM119 144V145H118ZM193 144H197V141H195L194 143H192L191 142V146L193 145ZM239 144H240V146H239ZM242 144H244L245 146L247 145V144H249V145H247L246 146V148H249V149H241L242 147H244V145H242ZM254 144H256V145H254ZM259 144V145H258ZM22 145V146H23ZM33 145V146H34ZM129 145V144H128ZM133 144L131 145V146H134ZM157 145V150L155 149V150H153L154 148H155V146ZM250 145L252 146L251 148H254V149H252V150H255V151H252L251 150V148H250ZM20 146V145H19ZM131 146H129L131 149H132V147ZM153 147V149H150V147ZM249 146V147H248ZM254 146V147H253ZM35 147V146H34ZM128 147V146H127ZM159 147V148H158ZM204 147H206V148H204L202 151H205V149H208L207 150V152H208V154L210 153L209 152V150L212 148H207V145H205ZM225 147V148H226ZM257 147V148H256ZM259 147H261V149L262 150H260L259 149ZM29 148V147H28ZM27 148V149H28ZM36 148V147H35ZM139 148V149H138ZM194 148V147H193ZM223 148V147H222ZM225 148H223L222 150H223V153H224V149ZM230 148V149H229ZM239 148L241 149V153H244L245 154V152H246V154L245 155H242L241 153H239L240 152V150H239ZM26 148H24V149H22V150H25ZM30 149V148H29ZM93 149H95V150H93ZM136 149H137V151H139V152H137L136 151ZM159 149L164 153H162V154H160L161 153V151L159 152ZM229 149V150H228ZM257 149V150H256ZM31 150V149H30ZM29 150V151H30ZM32 150H33V148H32ZM135 150V151H134ZM175 150V149H174ZM212 150V149H211ZM215 150V149H214ZM239 150V151H238ZM248 150V151H247ZM251 150V151H250ZM27 151V150H26ZM34 151V150H33ZM32 151V152H33ZM91 151H93V155H89V154H91ZM96 151H95V153H96ZM158 151V152H157ZM0 152H1V149H0ZM6 152V151H5ZM24 152V151H23ZM23 152H21V153H23ZM31 152V151H30ZM30 152H28L29 154H30ZM31 152V153H32ZM122 152H125V153H122ZM156 152H157V154H156ZM207 152H205V153H207ZM211 152H213V151H211ZM255 152V153H254ZM27 153V154H28ZM100 152H98L97 154H95V156H99L98 154H101ZM215 152H213V154H214ZM33 154H34V152H33ZM32 154V155H33ZM53 154H55V155H57L58 156V158L59 159H53V157L52 156H54ZM130 154L132 155V153L130 152ZM154 154H155V156H156V161H158V163L156 164V161H155V156H154ZM208 154H205L206 156L208 155ZM217 154H214V155H216L217 156ZM253 154H252V158H254L256 155H254L253 156ZM87 155L88 156H90V157H87ZM131 155H129V156H131ZM138 155H137V157H138ZM158 155V156H157ZM160 155V156H159ZM161 155H163L164 157H167L164 161H162V164L160 163L161 161V159H162V157L163 156H161ZM210 155H212V154H209L208 155V157L210 156ZM5 156V157H4ZM56 156V157H57ZM109 156V157H108ZM154 156V157H153ZM176 156H179V155H176ZM213 156V155H212ZM251 156V154L248 156V158ZM255 157V159L256 158H258L259 159V157ZM38 157V158H39ZM55 157V156H54ZM101 157V156H100ZM137 157H135V158H137ZM138 157V158H139ZM157 157H160L159 158V160H158V158ZM164 157H163V159H164ZM175 157V156H174ZM207 157V158H208ZM9 158V159H8ZM12 158V159H11ZM89 158V159H88ZM134 158V159H135ZM181 158V159H180ZM223 158H227V159H225L226 161H224V159ZM237 158V159H236ZM244 158H246V157H244ZM84 159V158H83ZM91 159V160H90ZM126 159H128V158H126ZM151 159H153V161H155V163H153L152 165H153V167H154V165L158 168H161V166L164 164V166H162L165 170H164V174L161 172V170L163 169V168H161V170L160 169H157L158 171H159V173H157V171H156V173H154L155 172V170L156 169H154L153 170V167H152V169L151 168H148V167H150V165H151V163H149L150 161H152ZM162 159V160H163ZM170 159H172V160H170ZM178 159H179V161H178ZM255 159H251L252 161L253 160H255ZM84 160V163H86V161ZM98 162H97V161ZM101 160V159H100ZM102 160H104V159H102ZM211 160V159H210ZM215 160H216V157L214 158V161H213V159L211 160V162L212 163H214L215 162ZM219 160V161H220ZM250 160V159H249ZM257 160V159H256ZM80 161V160H79ZM184 161H187V160H184ZM241 161V162H242ZM251 161V162H252ZM43 162V161H42ZM47 162V163H48ZM139 162V163H138ZM164 162V163H163ZM172 162H174V164L172 163ZM187 162H190V160L189 161H187ZM187 162H184V163H187ZM239 162V163H238ZM243 162H242V165H243ZM258 162H259V160H258ZM51 163V162H50ZM49 163V164H50ZM83 163V164H84ZM128 163V162H127ZM171 163V164H170ZM183 163V164H184ZM235 163V164H234ZM250 163V162H249ZM248 163V164H249ZM253 163V162H252ZM255 163V162H254ZM253 163V164H254ZM0 164V165H1ZM49 164H48V166H49ZM90 164H92V165H95V164H93V163H90ZM90 164H88L87 166H84V167H91V165ZM158 164L160 165V166H158ZM177 165L178 164V166L176 167V166H172V167H170L171 165ZM244 164H245V162H244ZM253 164H250V165H253ZM258 164H260L261 165V163H258ZM55 165H57V163L55 164ZM57 165V166H58ZM84 165H86V164H84ZM129 165H130V163H129ZM128 165V166H129ZM149 165V166H148ZM180 165V166H179ZM192 165H194L193 163L191 164V166ZM219 165V163L217 164V166ZM233 165H237L236 167H234L235 169H232V166ZM241 165V164H240ZM257 165V164H256ZM131 166V165H130ZM188 166V165H187ZM52 167L54 168V164L52 165ZM127 167V166H126ZM170 167V168H169ZM205 167V166H204ZM216 167V166H215ZM248 167V166H247ZM250 167H252V166H250ZM259 167H261V166H258L257 165V168H259ZM1 168H2V170L3 169H5V170H3V173L1 172L2 170H1ZM78 168V167H77ZM77 168L75 169V170H77ZM93 168V167H92ZM130 168V167H129ZM155 168V167H154ZM171 168L173 169V168H177L178 169V171H180L181 173H178L179 175H177V173L175 172V175H176V177L178 176L179 178H176L175 177V179L173 178L174 176H172V174L174 175V173H170V171H172L171 170ZM202 168H203V165L200 167V169L202 170ZM236 168L237 169H242L243 171H241L240 169V171H238V174L236 173L235 175H234V178H233V181H232V172H237V170H236ZM246 168V167H245ZM249 168V167H248ZM257 168L255 167V168H253L252 170H254V172L253 173H255L256 172V170H257ZM262 168H263V164H262ZM28 169L30 170V168L28 167ZM148 169H150V170H152V171H154V172H150V170L148 171ZM224 169H226L225 171H224ZM45 170V169H44ZM59 170H60V168H59ZM60 170V171H61ZM64 170V171H65ZM122 170V171H121ZM170 170V171H169ZM175 170V169H174ZM173 170V171H174ZM203 170H205V169H203ZM202 170V171H203ZM9 172V173H7V172ZM31 171V170H30ZM150 172V173H148V172ZM163 171V170H162ZM176 171V170H175ZM190 171V172H189ZM201 171V172H202ZM206 171V170H205ZM227 171V172H226ZM263 171V170H262ZM204 172V171H203ZM226 172V173H225ZM228 172H230L229 173V175H226V174H228ZM239 172H241L240 173V175H239ZM258 172V171H257ZM257 172H256V174H257ZM264 172V171H263ZM70 173V172H69ZM129 173V172H128ZM151 173H154L153 175L151 174ZM161 173V174H160ZM169 173H170V175H169ZM192 173H193V171H192ZM249 173H252V172H249ZM260 173V172H259ZM3 174L7 177V176H9V178L7 179V178H5V176H3ZM7 174H9V175H7ZM50 174H52L53 175V173H50ZM55 174V173H54ZM81 174V173H80ZM161 175V177H158L157 178V176H160ZM185 174V176H187ZM194 174V173H193ZM202 174V173H201ZM201 174H199L198 176H200V177H198V178H200V180H201V178L203 177L204 179H206L207 177L205 176H203V175H201ZM204 174V173H203ZM206 174V173H205ZM204 174V175H205ZM220 174H222V176L220 175ZM225 174V178H223V175ZM256 174H252V175H256ZM2 175V176H1ZM86 175H83V176H86ZM129 175H131L130 176V178L132 177V174H129ZM155 175V176H154ZM162 175H163V177H162ZM192 175V174H191ZM237 175V176H236ZM252 175H250L249 174V176H251L249 179V181H251L252 179H254V177H252ZM259 175V174H258ZM263 175H264V173H263ZM262 175V173H261V176H263ZM54 176V175H53ZM154 176V177H153ZM184 176V177H185ZM236 176V177H235ZM246 177V176H248V173H247V175H245L244 176V174H242L240 177L243 179V181H245V180H247L248 179V177L247 178H243V177ZM257 176V175H256ZM260 176V175H259ZM1 177H3V178H1ZM48 177V176H47ZM69 177V176H68ZM191 177H193V175L191 176ZM229 177V178H228ZM6 180H5V179ZM135 178V177H134ZM153 178V179H152ZM187 178H189V176L187 177ZM187 178H186V180H187ZM252 178V179H251ZM260 179H255L254 180V182L256 183V185H257V183H261L260 184V186H258L257 185V187H260L261 189H262V187H264V186H262L261 187V185H262V183H264V178H262L261 179V177H259ZM155 179V180H154ZM157 179V180H156ZM173 179V180H172ZM203 179V180H204ZM235 179V180H234ZM80 180V179H79ZM131 181H132V179H130ZM152 180H153V182H152ZM178 180L176 181V182H178ZM202 180V181H203ZM261 180H263V182L261 181ZM84 181V180H83ZM82 181V182H83ZM180 181H184L183 180V176H182V178H181V180ZM179 181V182H180ZM241 182V185H243L244 186V182ZM258 181V182H257ZM69 182V181H68ZM80 182V181H79ZM158 182H159V185H158V187L157 188H159V187H162L160 184H162V183H160V180H158ZM158 182H157V184H158ZM199 182V181H198ZM148 183V184H149ZM150 183V184H151ZM184 183H186V182H184ZM227 183H229V182H227ZM245 183H246V181H245ZM255 183L253 184V185H255ZM92 184V183H91ZM151 184V187H149L148 189H146L145 187H144V185H143V189H146V191H144L145 192V194H144V196H147L146 195V193L149 191H152V189L154 190V188H155V185H156V182L152 185ZM173 184H171V186L173 185ZM200 184H202L201 182H199V185L198 186H200ZM225 184V183H224ZM223 184V185H224ZM230 184H225V186H228V188L229 189H227L228 190V193H224V191L222 190V192H223V195L225 194V195H227V194H229V190H231L230 189V187L232 188V185H235V184H231V186L229 187V185ZM248 185H250L249 183H247ZM251 184V185H252ZM66 185V184H65ZM84 185V184H83ZM174 185L172 186V187H174ZM179 185V184H178ZM182 185L184 186L185 184H183L182 183ZM187 185H188V183H187ZM246 185V184H245ZM250 185V187L252 188V186ZM154 186V187H153ZM196 185H193V187H195ZM221 186H222V184H221ZM225 186H224V188H225ZM75 187V186H74ZM80 187L82 188V186L80 185ZM79 187V189H81ZM153 187V188H152ZM166 187V186H165ZM182 187V186H181ZM203 187V186H202ZM202 187H200V188H202ZM249 187V188H250ZM253 187H255V186H253ZM62 188V187H61ZM138 189H139V187H137ZM157 188L155 189V190H157ZM191 188V187H190ZM195 188H197V187H195ZM219 188V187H218ZM227 188V187H226ZM238 188V187H237ZM241 188L242 189H244L242 186H241ZM165 189V188H164ZM182 189H183V187H182ZM185 189H189L188 187L186 188L185 187ZM242 189H241V193L243 194V192H242ZM264 189V188H263ZM123 190H127L126 189V186L123 188ZM159 190H160V188H159ZM175 189L173 188V191H174ZM234 190V189H233ZM236 190V189H235ZM247 189H246V186H245V189L243 190V191H246ZM253 190V189H252ZM256 190V189H255ZM66 191V192H65ZM69 191V190H68ZM74 190H72V192H73ZM162 191H163V189H162ZM158 192L157 191V194L159 195H161V193H164L165 191H166V189L163 191V192ZM168 191V190H167ZM181 191V190H180ZM204 191H205V189H204ZM232 191V190H231ZM251 191V190H250ZM257 191V190H256ZM256 191H254V193L256 192ZM139 192V191H138ZM168 192H172V190L171 191H168ZM174 192H176V191H174ZM173 192V193H174ZM236 192H237V194L240 192V189H239V191H237L236 190ZM264 192V191H263ZM70 193V192H69ZM76 193V192H75ZM81 193V192H80ZM114 193V194H113ZM117 193H118V191H117ZM125 193V194H124ZM123 194L124 195H128L129 197H130V195H129V193L127 192H124ZM156 193V191H152L151 192V194L152 195H154ZM231 193V192H230ZM233 193V192H232ZM79 194V193H78ZM122 194V195H123ZM148 194V193H147ZM150 194V193H149ZM176 194H183V192H181V193H177L176 192ZM237 194H236V196H235V198H237L238 196H237ZM250 194H252V193H250ZM112 195H114L113 197H111ZM163 195V194H162ZM170 195V194H169ZM171 195L173 196V194L171 193ZM169 196V198H171L172 196ZM184 195V194H183ZM195 195V194H194ZM193 195V196H194ZM119 196V195H118ZM137 197L139 196V195H136ZM149 196H151V195H149ZM163 196H165V195H163ZM182 196V195H181ZM192 196V199H194L195 200V198ZM233 196V197H234ZM135 197V196H134ZM155 197V196H154ZM168 197V196H167ZM167 197H166V199H167ZM175 197H177V195L176 196H173V199L175 198ZM207 195H206V197H204V199L203 200H205V198L207 199ZM225 197V196H224ZM244 197V196H243ZM247 197H249V196H247ZM247 197H245V198H247ZM257 196H255L254 197V199L252 200V203L253 202H256L257 203V201L259 200V198H256ZM110 198V199H109ZM115 198V197H114ZM125 198H126V196H125ZM153 198V197H152ZM164 198V197H163ZM180 198V197H179ZM209 199H211V196H209L208 197ZM228 198V197H227ZM255 198H256V200H255ZM147 200H149L148 198H146ZM154 199V198H153ZM188 199V201L186 200V198L184 199V200H186L185 201V203H186V206H187V209H188V207H190V204H189V206H188V202H190L189 201V198H187ZM213 199V198H212ZM211 199V200H212ZM221 199V198H220ZM220 199L218 200V203L217 204H215L217 201L215 200V206L213 207V206H211V200L209 201L208 199L207 200H205L206 201V203H210L209 204V208H212L213 207V209H210L211 210V212L210 213H212V210H213V212H214V208H215V214H217V208L218 207H220V209H219V211L220 210H222V204H225L226 205V203H227V200L225 199V200H223V201H225V203L223 202H221L220 201ZM234 199V198H233ZM258 199V200H257ZM83 200V201H82ZM137 200V199H136ZM157 201H159L158 199H156ZM162 200V199H161ZM164 200V199H163ZM162 200V201H163ZM172 200V199H171ZM175 200H177V198H175ZM174 200V201H175ZM181 200V199H180ZM180 200H178V201H176V202H179V204H180ZM237 200V199H236ZM240 200V199H239ZM82 201V202H81ZM114 202H115V199L113 200ZM133 201H135V200H133ZM169 201V200H168ZM207 201H209V202H207ZM231 201V200H230ZM244 201H246V200H244ZM120 202H119V204H120ZM128 202V201H127ZM147 202V201H146ZM145 202V203H146ZM152 202V199H151V201L149 200V203H150V205H148L149 207H154L155 206V208L157 207V205H154V204H152L151 203ZM161 202V201H160ZM164 202H166V204L168 203L167 201H164ZM172 202V201H171ZM194 202V201H193ZM196 202V201H195ZM202 202V201H201ZM201 202H198V204L197 203H194V204H197V207H198V205H199V203H201ZM204 202V201H203ZM219 202H221L222 204L220 205L219 204ZM229 202V201H228ZM234 202H235V200H233V201H231V203H233L234 204ZM242 202H243V200H242ZM242 202L241 203H239V201H238V203L236 202V204L238 205V207H239V205L241 206V204H242ZM246 202H248V200L246 201ZM250 202V201H249ZM137 203V202H136ZM143 203V202H142ZM154 203H155V199H154ZM163 203V202H162ZM182 203H183V201H182ZM184 203V204H185ZM252 203H248L249 205H251V207L254 205V203H253V205H252ZM256 203H255V205H254V207L255 208H250L249 210H251V209H253V210H255V209H257L258 207H259V203H257V206H256ZM156 204H157V202H156ZM165 204V206L166 207H164V203H163V206H162V204L160 203L159 205H160V207L162 206V207H164L165 208V211L163 212V210H162V214L163 213H165L166 211H167V209H168V211H169V208L171 207V204L169 203V204H167L166 205ZM202 205H204V207H205V204L204 203H201ZM200 204V205H201ZM219 204V206H216V205H218ZM246 204V203H245ZM262 204H263V200H262ZM118 205V204H117ZM139 205L140 206H142L141 205V203H139ZM147 205V204H146ZM175 205V204H174ZM183 205V204H182ZM192 205H193V203H192ZM224 205V206H225ZM229 205H231L230 207H232L233 208V206H232V204H229ZM228 205V203H227V207L229 206ZM247 206V204H246V206L247 207H250V206ZM110 206H106V208L107 207H110ZM113 206H114V208H113ZM128 206H129V204H128ZM139 206V207H140ZM170 206V207H169ZM186 206H184V211H185V208H186ZM207 206H208V204H207ZM110 207V208H111ZM159 207V208H160ZM162 207H161V209H162ZM177 207V206H176ZM201 207L203 208V206H200L199 207V209H201ZM229 207V208H230ZM235 207H236V205H235ZM234 207V208H235ZM237 207V208H238ZM257 207V208H256ZM79 208L82 210V211H80L79 210ZM109 208V209H110ZM159 208H157L155 211L158 213V209ZM181 209L180 208V206L178 205V207H177V209ZM191 208V207H190ZM189 208V209H190ZM225 208H226V206H225ZM231 208V209H232ZM242 208H243V210H244V207H242L241 206V209H240V207H239V209L240 210H242ZM262 208V207H261ZM161 209H160V211H159V213H158V215H161L159 218L160 219H157V220H163L164 219V221L166 220V217H170V219H169V217H168V219L166 220V221H169V223H171L170 222V220L172 221V220H174V221H172V224H169V227H170V225H174V223H175V219L177 218H175L174 216L172 217V216H170L167 212H166V214H161ZM176 209V210H177ZM186 209V210H187ZM188 209V210H189ZM194 209V210H193ZM195 209H196V206L195 205H193V208L191 209V210H193V211H189L190 212V214L192 215H189V212H187V214L188 215H186V217L187 216H189L188 218H191V219H187V221H189L190 222V224H188L187 223V225H189V229H190V231L188 232V234L191 232V234L190 235H192L193 237H190L189 235L187 236L188 238H190L189 240H190V242L191 243H194L195 244V242H193L194 241V239L193 238H195L196 239V237H195V235L196 234H200V233H202L201 235H203V232H200L201 231V228L204 226L203 224H201L202 225V227L199 229V226L200 225H196V223L199 221H195V224H193V222H194V215L192 214V212H194L195 211ZM204 209V208H203ZM263 209V208H262ZM101 210V211H100ZM134 210V209H133ZM145 211H147L148 212V210H146V209H144ZM158 210V211H157ZM176 210H175V212H176ZM197 211H198V208L196 209ZM209 210V211H210ZM229 209H227V211H228ZM249 210L247 209V214H249L250 216L252 215L256 220H255V222H257L256 223V228L254 227L255 226V224H254V229H251L252 227H250V232H251V230L254 232L256 229H258V230H256V231H260V227L259 226H261L262 225V227L264 228V224L263 223H261V222H263L264 221V217L263 218H261V219H263L262 221H261V219H259V218H257V217H262L263 215H264V212H262L261 210H259V208H258V210L256 211V212H254V213H249ZM99 211H100V213L101 214H103L104 215V217H102L104 220H103V223L101 222V224H99V222H100V220L102 221V219H98L99 220V222H98V220H96V216H98L97 215V213H99ZM135 211H137V209L135 210ZM182 211V213H184V211H183V209L182 210H180L179 212H181ZM200 211V210H199ZM198 211V212H199ZM224 211V210H223ZM230 211V210H229ZM228 211V212H229ZM233 211V210H232ZM236 211V210H235ZM235 211H233V212H235ZM239 211V210H238ZM245 211V210H244ZM108 212L106 213V214H108ZM156 212H155V214L154 213H152V215H153V217L154 216H156L157 214H156ZM174 211H173V213L174 214H178V211H177V213H175ZM186 212V211H185ZM197 212V213H198ZM204 212V211H203ZM242 212V211H241ZM250 212H252V211H250ZM258 212H262V215H260V213H259V215L257 214ZM100 213H99V216H100ZM144 213H146V212H144ZM171 213V212H170ZM181 213V214H182ZM196 213V214H197ZM200 213V212H199ZM206 213H207V211H206ZM238 212L236 211V214H237ZM122 214V215H121ZM134 214V213H133ZM143 214V213H142ZM146 214H150V213H146ZM143 215L142 217L144 218V221L146 220L145 218L147 217V215ZM168 214V216H166ZM195 214V213H194ZM208 214H209V212H208ZM226 212H225V216H226ZM235 214V213H234ZM242 215H244L245 213H241ZM117 215H120L119 217H117ZM139 215V213L138 214H136V216H138ZM180 215V214H179ZM184 215V214H183ZM205 215H207V214H205ZM212 215H213V213H212ZM223 215V216H224ZM239 215V214H238ZM249 215H247V216H249ZM133 216V215H132ZM135 216V217H136ZM149 217H150V215H148ZM178 216V215H177ZM191 216V217H190ZM196 216V215H195ZM198 216H200V215H197L196 217H198ZM218 216V215H217ZM216 216V217H217ZM235 216V215H234ZM247 216H245V217H247ZM248 217V218H246V219H249V218H251V217ZM139 217V216H138ZM158 216H156V218H157ZM163 219H162V218ZM165 217V218H164ZM179 217H181L182 218V220H186L185 219V217H182V216H179ZM195 217V218H196ZM203 217H206V216H204L203 215ZM209 218L210 217H212L211 215L210 216H208ZM207 217V218H208ZM99 218V217H98ZM133 218V217H132ZM152 218V217H151ZM155 218V217H154ZM171 218H175V219H171ZM180 218V219H181ZM193 218V219H192ZM213 218H214V216H213ZM76 219H77V222L79 223L78 225H76V226H74L73 228H70V223H71V221L72 220H74L75 222H76ZM95 219V221H93ZM107 219V220H106ZM128 219H129V217H128ZM131 219V218H130ZM129 219V220H130ZM178 219V218H177ZM205 219L206 218H203L202 220L203 221H205ZM211 219V218H210ZM210 219H208L209 221H210ZM239 219H240V217H239ZM259 221H258V220ZM106 220V221H105ZM148 220H150V219H148ZM153 219H151V221H152ZM157 220H156V222H157ZM208 220H207V222L206 223H208V224H206V225H209V226H211V227H213L214 228V226H212V225H210L209 223L210 222H208ZM213 220V219H212ZM216 220H217V218H216ZM241 220V219H240ZM108 221V222H107ZM115 221V220H114ZM121 221H123L122 219L118 222L119 224H124V222L126 221H123V222H121ZM165 221V222H166ZM192 221V222H191ZM245 221V220H244ZM247 221V220H246ZM92 222H97V225H99V226H95V227H93L92 229L91 228H89V226L91 227V225H93L92 224ZM161 221H159V223H160ZM165 222H163V223H165ZM186 222V221H185ZM213 221H211V223H212ZM218 222V221H217ZM243 222V221H242ZM117 223V224H118ZM178 223H179V221H177V225L176 226H178ZM203 223V222H202ZM214 223V222H213ZM219 223V222H218ZM231 223V222H230ZM252 223H254L253 222V220H252ZM260 223H261V225H260ZM76 223H74V225H75ZM95 224V223H94ZM153 224H154V222H153ZM157 224V223H156ZM166 224H168V222L166 223ZM176 224V223H175ZM193 224V226L194 227H196L197 226V228L199 229V231L197 232V229H194L193 228V231L194 230H196L194 233L195 234H192L193 233V231H192V225ZM244 224H246V223H244ZM257 224H259V226L257 225ZM114 225V224H113ZM186 225V224H185ZM215 225V224H214ZM234 225V224H233ZM249 225V223H247V227H249L248 226ZM119 226V225H118ZM118 226H116V227H114L113 229H115V228H117ZM127 225H125V227H126ZM176 226H174V227H176ZM190 226H191V228H190ZM207 227V228H210V227ZM219 226V225H218ZM229 226V225H228ZM234 226H236V228L238 229L239 227H237L238 226V224L237 225H234ZM250 226H251V223H250ZM121 227H124V225H122ZM166 227H168V225L166 226ZM172 227V226H171ZM259 227V228H258ZM89 228V229H88ZM128 228V227H127ZM126 228V229H127ZM204 228V230H206V227H203ZM232 229H233V227H231ZM112 229V230H113ZM118 229V228H117ZM116 229V230H117ZM124 229V228H123ZM169 229V228H168ZM211 229V228H210ZM217 229V228H216ZM228 229V228H227ZM232 229H230V230H232ZM237 229H235L234 228V230H236L237 231ZM240 229V228H239ZM238 229V230H239ZM115 230V231H116ZM160 231H162L161 230V228L159 229ZM170 230H177L176 228L175 229H173V227L172 228H170ZM208 230V229H207ZM114 231V230H113ZM125 231V230H124ZM216 231V230H215ZM228 231V230H227ZM241 231V229L238 231L239 232V234L242 232H240ZM245 231V230H244ZM255 231V232H256ZM127 232V231H126ZM156 232V231H155ZM207 232H209V231H207ZM225 232H226V230H225ZM246 232V231H245ZM253 232H251L252 234H253ZM112 233V234H111ZM169 233L171 234L172 233V231L170 232L169 231ZM176 234H178L177 233V231L175 232ZM228 233V232H227ZM236 233V232H235ZM259 233H261V236H260V234ZM113 234H114V237H113ZM163 234V233H162ZM173 234V233H172ZM172 234L169 236L170 237V241L168 240V239H166L165 241H167L168 240V243L167 244H170V243H172L171 241V239H173V238H175V239H173V240H177L176 239V237H172ZM210 234H211V232H210ZM217 234V235H216ZM221 234V233H220ZM254 234H256V233H254ZM263 234V235H262ZM156 237L155 238H153V239H155L156 240V238H158L159 236H157L156 234H154ZM179 235V234H178ZM177 235V236H178ZM180 235H182V234H180ZM207 235H209V234H207ZM213 235H216L217 236V241H218V233H215V234H213ZM231 235V234H230ZM238 235V234H237ZM258 235L260 236L259 238H261L262 236H264V230H262V232H258ZM111 236H112V238H111ZM163 236V235H162ZM174 236V235H173ZM241 236H244V235H242V233H241V235H240V237ZM152 237H153V235H152ZM186 237V238H187ZM208 237H211V236H208ZM227 237H232V235L231 236H227ZM248 236H246V239L244 238V240H252L251 238H247ZM162 238V237H161ZM166 237H164L162 240H164ZM185 238V239H186ZM187 238V239H188ZM198 238V237H197ZM214 238V237H213ZM224 238V237H223ZM242 238V237H241ZM257 239L256 240V242L257 243H262L263 244V240L261 239ZM263 238V237H262ZM110 239H112V240H110ZM116 239H118V237L116 238ZM120 239V238H119ZM118 239V240H119ZM186 239V240H187ZM193 239V241H191ZM231 239V238H230ZM243 239V238H242ZM241 239V240H242ZM264 239V238H263ZM109 240H110V243H109ZM114 240V241H113ZM118 240H116V241H118ZM160 240V239H159ZM181 240V239H180ZM182 240H184V239H182ZM185 240V241H186ZM188 240V241H189ZM198 240V239H197ZM215 240V241H216ZM220 240V239H219ZM235 240V239H234ZM238 240V239H237ZM240 240V241H241ZM243 240V241H244ZM158 241V240H157ZM214 241V242H215ZM227 241V240H226ZM238 242V243H241V242ZM13 242V241H12ZM21 242V241H20ZM119 242V241H118ZM118 242H115V243H118ZM162 242V241H161ZM160 241H159V244L160 245H164V244H166V243H161ZM210 242H211V244H212V242L213 241H211L210 240ZM209 241H208V244L210 243ZM222 242V241H221ZM236 242V241H235ZM23 243V242H22ZM108 243H109V245H108ZM178 243H179V241H178ZM186 243H187V241H186ZM189 243V242H188ZM216 243H218V242H216ZM215 243V244H216ZM224 243V242H223ZM226 243V242H225ZM229 243V242H228ZM252 243V242H251ZM256 243V244H257ZM6 244H8V242L6 241ZM21 244V243H20ZM111 244V245H112ZM119 244V243H118ZM177 244V243H176ZM210 244V245H211ZM231 244V243H230ZM243 244V243H242ZM242 244H239V246L240 245H242ZM245 245H242V246H240L242 249H243V247H247L248 245L246 244V241H245V243H244ZM256 244H254V246L253 247H255V249H257V247L259 246H257ZM22 246H18V244L16 245V246H18L19 248H21V249H26L25 247H23V246H25L24 244H21ZM158 246V248L160 247V248H162L161 246ZM172 245V247L174 246V244L172 243L171 244ZM170 245V246H171ZM188 245V244H187ZM221 245H222V243H221ZM238 245V244H237ZM247 245V246H246ZM252 245H253V243H252ZM261 245V244H260ZM10 247H11V245H9ZM166 246H169V245H166ZM169 246V247H170ZM188 246H190V245H188ZM188 246H187V248H188ZM208 246V245H207ZM216 246V245H215ZM214 246V247H215ZM6 247H7V245H6ZM36 247V246H35ZM168 247V248H169ZM178 248V245H175L173 248ZM224 247V244H223V246H222V248ZM231 247H233V245L231 244ZM250 247V246H249ZM253 247H251V248H253ZM260 247H264V245H262V246H260ZM259 247V248H260ZM165 248V247H164ZM175 248V249H176ZM216 248V247H215ZM225 248V247H224ZM234 248V247H233ZM257 249V250H259V251H261L260 249ZM6 249V248H5ZM30 248H27V250H29ZM163 249V248H162ZM229 249H231L230 247H229ZM247 249V248H246ZM254 249V248H253ZM11 250V249H10ZM12 250H14V249H12ZM18 250V249H17ZM118 249H116V251H117ZM173 250V249H172ZM219 249H217V251H218ZM221 250V249H220ZM232 250V249H231ZM31 251V250H30ZM34 251V250H33ZM40 251V250H39ZM109 251V252H108ZM230 251V250H229ZM233 251H235V248L233 249ZM240 251V250H239ZM253 251V250H252ZM251 251V252H252ZM8 252V251H7ZM16 252H18V251H14V253H12V254H14V256H16ZM28 253V251H26V250H24V253ZM118 252V251H117ZM185 251H183V253H184ZM236 252V251H235ZM248 252V251H247ZM247 252H245V253H247ZM254 252V251H253ZM19 253V252H18ZM26 253V256H29V257H31L30 255H28ZM40 254V252H37V254ZM234 253V252H233ZM240 253H241V251H240ZM245 253H244V251H243V254L245 255ZM259 253V252H258ZM264 253V252H263ZM12 254H11V251H10V254H8V255H10V256H12ZM31 254V253H30ZM118 254H120L119 256H118ZM186 254V253H185ZM236 254L237 253H235V256H236ZM248 254V253H247ZM250 254V256H251V253H249ZM257 254V253H256ZM111 255H113V256H111ZM241 255V254H240ZM240 255L239 254H237V256H238V258H241L240 260H243L242 259V257H244V256H241L240 257ZM255 255V254H254ZM14 256H12V258L14 257ZM38 256V255H37ZM36 256V257H37ZM185 256V255H184ZM183 256V254H182V256L181 257H179L181 260H182V258L184 257ZM217 256V255H216ZM237 256H236V259H237ZM253 256V255H252ZM255 256H257V258H259L258 257V254L257 255H255ZM255 256H253V259H254V257ZM23 258H21V260H23V261H27V262H31L30 264H33L34 263V261L33 260H31V259H25L24 258V256H22ZM39 257V256H38ZM112 257V258H111ZM120 257H121V259H120ZM246 257L247 258H249V256H247L246 255ZM263 257V256H262ZM48 258V259H49ZM178 258V259H179ZM210 258V257H209ZM215 258V257H214ZM264 258V257H263ZM263 258H259V261H261V260H263ZM25 259V260H24ZM33 259H35V263L34 264H39L40 262L38 261V263H37V260H36V258H33ZM114 259V261H112ZM176 259V258H175ZM174 259V260H175ZM177 259V260H178ZM221 259H222V257H221ZM220 259V260H221ZM235 259V258H234ZM13 260L15 261V263L17 262L16 261V259L15 258H13ZM39 260V259H38ZM43 260V259H42ZM124 260H125V257H124ZM173 260V261H174ZM250 260V259H249ZM255 260H256V257H255ZM254 260V261H255ZM23 261H18L17 262V264H22L23 263ZM57 261V260H56ZM56 261H55V263H56ZM183 261V260H182ZM181 261V262H182ZM250 261H252V260H250ZM254 261H253V264H254ZM257 261L258 260H256V263H257ZM258 261V262H259ZM129 261H127L126 260V262L124 263V264H130V263H128ZM176 262V261H175ZM231 261H230V259H229V263H230ZM238 262H239V260H238ZM261 262H263V261H261ZM260 262V264H262ZM7 262H6V260H5V263L4 264H6ZM14 263V262H13ZM58 263V262H57ZM56 263V264H57ZM177 264L178 263H180L179 261L178 262H176ZM228 263V264H229ZM240 263V262H239ZM250 263V262H249ZM9 264H12V263H10L9 262ZM24 264V263H23ZM49 264V263H48ZM184 264H189V263H184ZM231 264H233V262L231 263ZM234 264H235V262H234ZM244 264V263H243Z\"/></svg>",
	"mask_w": 264,
	"mask_h": 264
},
{
	"label": "rangeland",
	"instance_id": "2",
	"mask_svg": "<svg viewBox=\"0 0 264 264\" xmlns=\"http://www.w3.org/2000/svg\"><path fill=\"white\" fill-rule=\"evenodd\" d=\"M164 7L165 8H167L166 10L164 9ZM158 9V10H157ZM159 9L160 10H162V12L161 11H159ZM163 9H164V12H163ZM12 10V11H11ZM158 11L159 12H161V13H159V16H157L158 15ZM174 11H176L177 12V14H175L174 13ZM7 12H10V13H12V14H14L13 16H15V18L14 19H16L17 18V20H18V23H19V26H14L15 27V30H17L16 28L18 27V31L20 30L19 29V27L21 26V25H26V23L25 22H29V21H31V23H32V21L34 20V21H37V25L35 26L34 25V28L36 29V27L40 24V20L42 19V18H39V16H37V15H40V14H42L43 16H44V19H45V21H46V23H44L45 21H44V19L42 20V21H44L43 22V24H41V25H39V27H41L42 29L44 28L46 31H47V29L45 28L46 26H45V24L48 26V28L50 29V30H55L56 28V30H61L60 32L58 31H56L55 33L53 32L52 34H54V35H57L56 36V38L55 39H62V37H60V36H64V35H69V33H71L72 32V30H74L76 33H78V31H79V33H80V35L81 36H83V38H84V36H85V34L87 35L86 37L88 38V39H91V38H93V40L94 39H96V38H94V37H96V34H94V33H97L96 31H100V30H104L105 29V27L106 26H109L110 25V22L111 21H113V23H114V25L115 26H117V27H120L121 28V31H119L120 33L122 32V34L121 35H123V38L126 40V41H129V39H132L133 41H136L137 43L136 44H138L139 43V45H137V46H135L134 48H132V49H130L131 48V46H132V44L134 43L135 44V42H130L131 44H130V48H128V46H129V43L128 42H126V43H124L125 42V40L121 37H119V36H117L118 37V40H116V38L115 39H108L107 38V35H106V42H104L105 43V45L107 44V46H108V44L110 43L109 42V40L111 41L112 40V42H113V45L115 44V45H119V44H121V46H123L124 44L125 45H127L125 48L123 47V49L120 47V45L118 46L119 48H121L120 50H122L121 51V53H123V55L121 54V53H118V52H120V51H117V50H119L116 46H112V42H111V47H109L108 49L109 50H107L106 49V51H105V53L104 52H102V50H103V47H106L105 45H104V43L102 42V40H98V39H96V40H94L96 43H98L97 42V40L102 44L103 43V45L104 46H102L100 43H98V44H96V45H94L95 43H92V45L95 47H98V49L96 50H94V48L93 47H90V50H91V48H92V50H91V54H90V56H92V58H90V62L92 61V62H94L93 64H95L96 66H100V64L102 65V62L104 61L103 59L104 58H106V57H108V58H106L105 59V61H106V64H107V59H108V62H109V64H114L115 65V67L118 69V67H120L121 68V66H123L119 71H122V72H124V70L126 71V69L125 68H128L129 69V67H131L130 69L131 70H128L129 72H133V70H132V68H133V66H135L133 69H134V74H135V76L136 77H134V74H132V73H129L128 71V73H119L118 72V70H117V75L119 76V74H121L120 76H119V80L121 79V81H122V79H123V76L124 77H126L127 76V74H128V76H130L129 78H127L126 77V80L128 79H131V80H135L136 81V79L138 80V79H140V77L138 78L137 77V75L139 76V73L141 74H143L144 73V69H143V67H145V66H147V65H149V67H151V66H153V67H155L154 69H153V67L152 68H150V69H145L146 70V74H148L149 75V72L151 71H153L152 73L154 74L155 72H157V70H156V68L158 69V71H160L161 70V72H163V70H164V72L166 73V75H167V72H168V75H170L169 77H167L166 75H162V77L164 78V79H166L167 80V78H169V79H171V80H168V81H170L171 83L169 84V83H165V81H164V79H162L163 81H161L160 79H159V82L157 81L158 80V78H154V79H152V76L154 77L155 75H151L152 73H150V76H148L147 75V77L149 78V77H151V79L153 80V82L156 80L158 83H160V87L163 85H161V82H163L164 84H165V86H164V88H163V86L160 88V89H158V87H157V89L160 91V93H161V91H162V93L164 94V97H161V95H163V94H159L158 92L159 91H157L156 90V87L154 88L155 89V91H151V93L152 94H156V92H157V94H159L158 96L159 97H161V98H165V96H166V94L168 95V97L169 96H171L172 94H174V92H173V90H174V88H175V90L174 91H176L178 88L180 89V88H184V89H186L187 87H188V85L192 82L193 84V87L191 88V89H195L196 88V86H198L199 87V85H196L195 86V88H194V84L197 82V79H196V81H194V80H192V79H195L196 78V76L197 77H204L205 78V76L204 75H206V77L207 76H209V75H212V77L210 76V77H208L209 78V80H210V78L211 79H214V78H216V79H214V84H212L211 83V80H210V83H208V84H211V87L212 88H217V91H218V89H219V92H217L216 90H214V92L216 93V95H217V99L219 100V101H222L223 99H222V97L224 96V97H226L224 94L226 93V94H228L229 93V95L230 94H232V93H234L233 91H230L231 89L229 88V90H227V91H225V93L224 92H220V90L221 89H223L224 90V88H227L228 89V86H229V83H230V81L234 78L233 76L236 74L235 72H237V73H240L239 71L241 70V74H242V77L245 75V74H249L248 72H250L251 71V73L250 74H252L253 73V71H255V73L257 74V73H259V75L257 76L256 74H255V76H257V78H258V84H260V82L261 83H263L262 81H260V75H262V72L264 71V66H263V60L264 59H262V61H261V59H260V57H259V55L261 56V54H262V52H261V54H259L260 53V50L262 49V47H263V45H264V43L260 46V44H259V42L257 41V39H259V41L261 40V42L262 41H264V40H262V39H264V0H0V57L2 58L1 59V61L0 62H2L3 61V64L2 63H0V67H1V70H0V75H2L1 77V79H2V81H3V78L4 79H7L6 80V82H2V83H5V84H3L2 85V83H1V87H4V88H2L1 90H4V91H8L9 93H11L12 95H14V93H15V95H16V93L18 94V93H22L21 95H22V97L23 96H25V97H23L24 98V100H26L27 102H36L35 103V105H33L34 103H31V105L32 106H34V107H40V106H42V105H44V103L46 102H49V100H51V98H44V99H40L42 102H38V98H37V94H35L34 93V91H32L31 92V90L29 89V88H27L28 87V84H27V82H25L24 83V85H27V87H25V86H22V85H18L19 83H21L22 84V81L24 82V80L25 79H23V78H26L27 77V75L25 76V74L27 73V66L28 65H25V63H26V61H25V59H24V57L21 55H19V56H17L18 55V53H17V51L19 50L20 51V47H22V45H19V42L22 44V42L24 43L25 42V39H19L18 38V36H16L18 39H19V42L17 41L18 39H15L16 41H14V39H10V37L11 36H15V35H12L11 33V35L9 36L8 34H7V32H5V28H7L6 26H4V23H7V21H6V19H5V14L7 13ZM154 12H156L157 14H154ZM165 12H166V14H165ZM172 12V13H174V14H172V19H175L176 18V21L178 20V16H180V15H183V16H180V18H179V20H181V18H183L184 20H186L187 22V25L189 26V24L188 23H190L189 21H191V23L193 22V21H195L194 22V24H195V26L196 25H198V28H200V30H201V32H198V30L196 31L198 34H200V33H202L203 31H202V29L201 28H203V27H199V25L200 26H202L203 24H205L206 22V25H204V27H206V31H204L205 33L204 34H207V36H206V39H202V41H204L205 42V46H206V48H205V46H203V44L202 43H204V42H202L201 40H200V37L202 38V36L203 35H197V36H194L196 33H194V31L192 30V32H190V30H188L187 29V31H185L186 30V28H190L191 29V27H185L186 26V24H179V25H183V27L182 28H184L185 27V29H184V32H183V30H181L180 31V27L181 26H179V32L180 33H183V35L185 36V34L184 33H186V32H190L194 37H195V39L193 38V36H191V34L189 35V39L187 38V39H183V37H182V35L180 34V36H181V38L182 39H179V38H176L177 36H176V34H175V32L173 33L174 35H171L170 34V36L168 37V36H166L167 38L166 39H162L163 37H165V36H162V34H160L161 32H162V30H164L163 32L164 33H166L165 35H169V34H167V32H166V29L168 28L167 26H170V23L169 22H167L168 21V19L169 20H172L171 19V14L170 13ZM4 13V15L2 16V14ZM9 13V14H10ZM162 13L164 14V15H166L165 17L164 16H162L161 17V15H162ZM168 13H169V17L170 18H168L167 16H168ZM12 14H10V15H12ZM180 14V15H179ZM10 15H8L7 14V18L9 19L10 17H8V16H10ZM156 15V16H155ZM174 15V16H173ZM176 15H178L177 17H175ZM2 17L4 18V19H2ZM42 17V16H41ZM173 17H175V18H173ZM11 18H13V17H11ZM154 18H157V19H159V20H156V21H158V22H156V27L158 26V24L160 25V23L163 25L162 27H161V32L159 31L160 30V27H158L159 28V30H158V28H157V30L155 29V28H152V27H154L153 25H155V21L153 20ZM162 18V22H160V19ZM167 18V19H166ZM186 18V19H185ZM163 19H164V21L166 22H164L163 21ZM182 19V20H183ZM188 19H194V20H189L188 21ZM205 20V22L203 21V24L201 25L200 23H202V22H199V24H198V21H196V20ZM6 21V22H4L3 23V21ZM11 20V19H10ZM152 20L154 21V23L152 22ZM179 20H178V22H176V23H179ZM181 20V23L182 22H185L184 20L182 21ZM15 21V20H14ZM42 21H41V23H42ZM173 21H175V20H172V22ZM13 22V21H12ZM11 21H10V27L12 26V28H13V23H12ZM27 22V23H28ZM75 22V23H74ZM117 22V23H116ZM118 22L120 23V24H118ZM151 22H152V24H151ZM172 22H171V24H172ZM197 22V23H196ZM18 23H14V24H17L18 25ZM23 23V24H22ZM30 23V24H31ZM69 23H70V25H69ZM72 23V24H71ZM73 23H74V25H73ZM78 23V24H77ZM80 23V24H79ZM109 24V25H107V24ZM163 23H165V24H168L169 23V25H164ZM190 23V24H191ZM21 24V25H20ZM32 24H36V22H33ZM31 24V25H32ZM111 24H112V22H111ZM175 24V23H174ZM193 24V23H192ZM210 24V25H209ZM5 25H7V24H5ZM44 25V26H43ZM56 25H59V26H56ZM80 25V26H79ZM121 25H123L122 27H121ZM152 25V26H151ZM176 25L177 24H175V26L174 25H172V26H174L175 28H176V31H177V27H176ZM28 26V25H27ZM43 26V27H42ZM75 26V27H74ZM79 26V28H77ZM103 26H104V28H103ZM178 26V25H177ZM191 26V25H190ZM208 26H210L212 29H211V31H210V27H208ZM25 27V26H24ZM24 27H23V30H24ZM142 27H145L144 29L142 28ZM173 27V28H174ZM193 28H194V26H192ZM21 28V27H20ZM33 28V29H34ZM75 28V29H74ZM81 28V29H80ZM130 28H132V29H130ZM141 30H140V29ZM172 28V29H173ZM174 28V29H175ZM192 28V29H193ZM196 28V27H195ZM7 29H9V27L7 28ZM33 29L32 30H30L31 32L29 33L30 35H26V33H25V31H24V35H23V37H26L27 39H28V37H30V39H36V40H40V39H42L43 38V35H42V32H43V30L41 31V29H39V28H37L36 30H34L36 33H34V31H33ZM39 29V30H38ZM48 29V30H49ZM70 29V30H69ZM135 29V30H134ZM170 29V28H169ZM209 29V30H208ZM10 30V29H9ZM12 30V29H11ZM22 30V31H23ZM38 30V31H37ZM44 30V31H45ZM49 30V31H50ZM68 30V31H67ZM77 30V31H76ZM80 30H82L81 32H80ZM128 30V31H127ZM130 30H132L131 32H129ZM140 30V31H139ZM142 30H144V32L142 31ZM171 30V29H170ZM8 31V30H7ZM45 31V32H46ZM65 31V32H64ZM93 31V32H92ZM107 31V30H106ZM105 31V32H106ZM123 31H124V33L125 32H128L129 34H128V37L130 36V38L128 39V38H125L124 37V33H123ZM157 31V32H156ZM158 31H159V33H158ZM168 31V30H167ZM175 31V30H174ZM18 32V33H19ZM51 32V31H50ZM63 33V34H61L60 35V33ZM83 32V33H82ZM84 32H86V33H84ZM90 32V33H89ZM172 32V31H171ZM209 32V33H208ZM13 33V32H12ZM17 33V34H18ZM31 33H34V34H31ZM44 33V32H43ZM57 33H59V37H58V34ZM72 33H74V32H72ZM93 33V34H92ZM107 33V32H106ZM143 33V36H141V34ZM168 33H170L169 31H168ZM210 33H212V34H210ZM97 34H99V33H97ZM179 34V33H178ZM177 34V35H178ZM189 34V33H188ZM188 34H186V35H188ZM19 35V34H18ZM22 35H19L20 37H22ZM42 35V36H41ZM53 35V36H54ZM95 35V36H94ZM126 35V34H125ZM160 35H161V37H160ZM213 35H215V36H213ZM39 36H41L39 39H38V37ZM141 36V37H140ZM148 36H150V38H152V40L148 37ZM173 36V38H171ZM179 36V37H180ZM213 36V37H212ZM85 37V39H87ZM138 37H140V40L138 39ZM145 37L147 38H149L148 39V42H146L147 41V39H145ZM211 37L212 38H214L215 39V41H214V39L212 40L211 39ZM12 38V37H11ZM53 38V37H52ZM120 38V39H119ZM144 38V40L143 41H145L146 42V45L149 43V41L151 40V41H153V43L151 42V45H150V47H149V45H148V51L147 50H145L146 48H143V47H145L144 45H143V47H141L142 46V43H143V41H141L142 39ZM159 38V39H158ZM161 38V39H160ZM168 38H170V39H168ZM175 38V39H174ZM186 38V37H185ZM87 39V40H88ZM136 39V40H135ZM137 39H138V41H137ZM240 39H242V41L240 40ZM91 41V40H89L88 42H89V44H91V42H94V41ZM105 40V39H104ZM103 40V41H104ZM180 40H182V41H180ZM199 40V41H198ZM206 40V41H205ZM207 40H209V41H207ZM238 40V41H237ZM246 40H249V41H247V43H246ZM117 41V44L115 43ZM118 41H120L119 42V44H118ZM131 41V40H130ZM140 41L142 42L141 43V46H140ZM177 41H179L178 43H177V45L179 44V45H181L180 47L181 48H179L178 46H176L175 44H173V43H176ZM183 41H184V44H185V41H188V42H190V43H192V42H195V44L197 45V47H198V45H199V43L197 44V42H200V46L201 47H204L205 48V51L207 50L208 51V47H210L211 48V46L212 45H210V44H213V42L215 43L214 45L216 46V43L219 45V50L221 49V46H222V48H224L225 50H229V52L231 53V54H229V52L228 53H226L227 51H223L222 49V51L224 52V54L225 55H227V56H225L224 54H221L222 53V51L220 50V51H217L218 50V45L216 46V49H214L215 48V46H214V48H213V46H212V48H213V50L211 51V55H213V57L215 56V60H213V58L210 56V51H209V53L207 54V55H203V48H201V54L203 55V56H205V58L203 59V57L202 56H200L201 54H198V53H200V51H198V55L200 56V58H202L201 59V61H199V59H197L195 56H198V55H195L194 56V51H193V53H191V54H189L187 51V49H182V44H183ZM192 41V42H191ZM227 41V42H226ZM236 41H237V44L239 45H235L234 43H236ZM109 42V43H108ZM122 42V43H121ZM144 42V43H145ZM224 42H225V44H224ZM239 42V43H238ZM250 42L252 43V44H250ZM258 42V44H259V47H261V49H259V47L257 46L258 44H256ZM260 42V43H261ZM143 43V44H144ZM220 43V44H219ZM226 43H227V45H226ZM255 43V44H254ZM101 46H100V45ZM123 44V45H122ZM207 44V45H206ZM222 44V45H221ZM229 44H232V45H229ZM233 44H234V47H233ZM250 44V45H249ZM124 45V46H125ZM175 45V46H174ZM190 45V44H189ZM208 45H210V46H208ZM221 45V46H220ZM226 45V46H225ZM242 45V46H241ZM254 45V46H253ZM89 46H91V45H89ZM153 46V47H152ZM165 46V47H164ZM188 46V45H187ZM186 45L183 47V48H185V47H187ZM230 46V47H229ZM236 46V47H235ZM250 46H253V47H258V50H257V48H253V47H251V48H253V50L250 48ZM133 47V46H132ZM140 48V50H139V48ZM147 47V46H146ZM177 47V48H176ZM233 47V48H232ZM237 47H240V48H237ZM246 47V48H245ZM113 48V49H112ZM128 48V49H127ZM137 48H138V50H137ZM141 48H143L144 49V52H146V53H149V50H150V53H149V55L147 54V56L148 57H146V55L145 56H141L142 55V53H141ZM151 48V49H150ZM190 48V47H189ZM191 48H193V47H191ZM189 49V50H192V49ZM196 48V47H195ZM199 48V47H198ZM209 48V50H211ZM229 48H232V49H229ZM236 48V49H235ZM247 48H249V49H247ZM264 48V47H263ZM114 49H116L115 50V52L113 51ZM125 49V50H124ZM133 49H135V50H137V51H140V53H138V54H140V55H138L137 56V54H135V53H137V51H135V53H134V51L132 52V53H129V52H131V50H133ZM142 49V50H143ZM194 49V48H193ZM233 49H235V52H233L234 50ZM239 51H238V50ZM240 49L242 50V51H240ZM251 49V51L249 52L248 50H250ZM96 51V52H94V51ZM101 50V51H100ZM105 50V49H104ZM130 50V51H129ZM237 50V51H236ZM18 51V52H19ZM92 51H93V55H92ZM111 51H113L115 54H116V52L118 53V54H120L119 56H120V58H121V60L119 59V56H118V54L117 55H115V54H113V52H112V54H111ZM127 51H129V52H127ZM204 51V52H205ZM216 51L218 52V53H216ZM258 51H259V53H258ZM98 52H100V55H99V53ZM106 52H107V54H106ZM110 52V53H109ZM192 52V51H191ZM254 53V56H253V54L251 55V54H249V53ZM17 53V54H16ZM94 53H97V58H93V56L95 55ZM195 53V54H196ZM247 53V54H246ZM264 53V52H263ZM145 54V53H144ZM235 54V56H233ZM243 54V55H242ZM115 55V57H116V59H114L115 57H113ZM132 55H134V58H135V61H134V58L132 57ZM217 55H218V58H219V55L221 56V60H222V62H224V63H222L221 61H220V59H219V61H217L218 60V58H217ZM224 55V56H223ZM251 55V56H250ZM257 55V56H256ZM96 56H94V57H96ZM101 58H103V59H100V57ZM104 56V57H103ZM121 56H127V58H130L131 57V61L133 60V65H130V66H128V67H126L127 65H129V64H131V63H128V61L130 60H127L126 59V57H124V58H122ZM130 56V57H129ZM137 56V57H136ZM198 56V57H199ZM209 58H208V57ZM229 56V57H228ZM255 56L257 57V58H255ZM20 57V58H19ZM99 57V58H98ZM144 57V58H143ZM207 57V58H206ZM226 57V58H225ZM232 57V58H231ZM251 58V60H250V58ZM252 57H253V59H252ZM23 60H22V59ZM58 58H60L59 56H58ZM136 58H141V60H138L137 61V59ZM212 58V59H211ZM224 58H225V60H224ZM239 60H238V59ZM82 60H81V62H79V61H76L77 62V64H78V62H79V66L80 67H87V65H88V61H89V59H87V58H81ZM111 59H113L114 61L113 62H111L110 60ZM65 60V59H64ZM94 60H96V62L94 61ZM116 60H118V61H116ZM124 60V61H123ZM205 60V61H204ZM233 60V61H232ZM255 60H256V62H255ZM105 61L103 62V63H105ZM121 61H123V62H121ZM127 61V62H126ZM207 61V62H206ZM215 61V65L217 64V68L215 67V65H214V62ZM259 61L262 63V64H259ZM76 62H75V64H76ZM115 62V63H114ZM218 62L220 63V64H224V66H225V69H226V71H230V68H234V71L232 72V70H231V72H229L228 74H227V72L225 73V71H224V69H222V68H224V66L222 67V68H218ZM226 62V63H225ZM230 62V63H229ZM258 62V63H257ZM120 64V66H118L117 64ZM123 63V64H122ZM125 63L127 64V65H125ZM229 63V64H228ZM235 63V64H234ZM250 63V64H249ZM252 63V64H251ZM254 63V64H253ZM83 64H84V66H83ZM135 64V65H134ZM141 64H146L145 66H143V65H141ZM154 64L155 65H158L159 64V66H161V64L163 65V67H164V69H163V67H156V66H154ZM235 66H234V65ZM256 64V65H255ZM125 65V66H124ZM141 65V67H139V66ZM211 65H212V69L214 70V71H211ZM233 67H232V66ZM244 65H246V68H245V66ZM118 66V67H117ZM220 66H222V65H220ZM231 66V67H230ZM247 66H249V68H250V66L253 68L254 66H259V67H261V68H263V70H258V68L259 67H257V70L259 71V72H257V70L255 69V70H252V68H248ZM204 67V69H201V74L199 73V68H203ZM205 67H207L206 69H209L210 71H208V70H206V72L208 71V73L207 74H203L202 72L203 71H205ZM229 67V68H228ZM235 67H237L236 69H235ZM244 67V68H243ZM142 68L143 70H142V72H139L140 71V69ZM163 70H162V69ZM215 68L217 69V70H219V71H221L222 73H221V75L219 74L218 76H216L217 75V73L216 72H219V71H216L215 72ZM240 68V69H239ZM242 68V69H241ZM139 69V70H138ZM160 69V70H159ZM222 69V70H221ZM247 69H249V71H247ZM254 69V68H253ZM26 70V73L24 74L23 72ZM147 70H148V72H147ZM150 70V71H149ZM155 70V71H154ZM203 70V71H202ZM236 70V71H235ZM237 70H239V71H237ZM57 71V70H56ZM55 71V72H56ZM262 71V72H261ZM209 72H210V74H209ZM216 74L215 76L213 75L214 73ZM245 74H244V73ZM2 73V74H1ZM29 73V72H28ZM27 73V74H28ZM119 73V74H118ZM205 73V72H204ZM212 73V74H211ZM220 73V72H219ZM230 73H231V78L229 77L230 76ZM234 73V74H233ZM24 74V75H23ZM141 74V75H142ZM145 74V73H144ZM145 74V75H146ZM156 74V73H155ZM160 74H162V73H160ZM244 74V75H243ZM254 74V73H253ZM126 75V76H125ZM175 75V76H174ZM223 75L225 76V75H229V76H225L224 78H223ZM238 74H236V78L238 77L237 76ZM246 75V76H247ZM7 76V77H6ZM25 76V77H24ZM122 76V77H121ZM143 76V75H142ZM141 76V77H142ZM178 78H177V77ZM240 76V75H239ZM245 76V77H246ZM249 76V75H248ZM251 76V75H250ZM249 76V77H250ZM254 76V77H255ZM131 77H134V78H131ZM143 77H146V76H143ZM156 77V76H155ZM159 77V76H158ZM161 77V78H162ZM171 77H174V78H171ZM230 78V79H228L227 80V82H229V83H227L226 81H224L225 80V78ZM233 77V78H232ZM249 77H246V78H249ZM264 77V76H263ZM263 77H261V78H263ZM219 78H221L220 79V82L221 81H224V83L226 84L227 83V86L222 82L221 83V85H219ZM23 79V80H22ZM125 79V78H124ZM123 79V81H122V83L120 84L121 86L123 85V86H126L127 85V83H126V85L124 84L125 82H126V80H124ZM203 79V78H202ZM201 79V80H202ZM239 79V78H238ZM244 79V78H243ZM243 79H241V81L240 82H242V80ZM254 79L255 78H253V80H252V82L250 81V80H248V79H245V81L246 80H248V82L250 81L252 84H253V82H257V80H255L254 81ZM22 80V81H21ZM54 80V79H53ZM68 82L70 83V81H71V79H70V77H68ZM176 81L177 82V84L180 86L181 85V81L182 82H184V81H186V82H184V83H186V84H182L181 86H184V87H179V86H177V84H176V82H173V81ZM190 80V81H189ZM192 80V81H191ZM201 80H199V81H201ZM204 80V79H203ZM203 80L201 81V82H203ZM216 80V81H215ZM161 81V82H160ZM204 81H206V82H208V79H205ZM235 81V79L232 81V83ZM239 81V80H238ZM238 81H236L237 83H238ZM264 81V80H263ZM8 82V84H9V82H10V84L8 85V84H6ZM50 82H51V80H50ZM134 82V81H133ZM133 82H130V80L128 81V87H130L132 84H133ZM167 82V81H166ZM188 82V83H187ZM195 82V83H194ZM205 82V83H206ZM216 82V83H215ZM250 82H249V84H250ZM155 83V82H154ZM173 83V84H172ZM175 83V84H174ZM198 83V82H197ZM205 83H204V85H205ZM237 83H235L234 82V84H237ZM51 84H55V80L53 81V82H51ZM157 84V83H156ZM169 86H168V85ZM208 84H206L205 85V89L207 88V87H210V85H208ZM222 84H224V86H226V87H223L222 86ZM255 84H257V83H255ZM264 84V83H263ZM263 84H260V85H262V87H260L259 86V88H257L256 86H254L253 88H256V89H262L261 91H264V85ZM8 85V86H7ZM168 87H167V86ZM176 85V86H175ZM185 85H187V87L185 86ZM202 85H203V83H202ZM202 85L200 86V87H202ZM203 85V86H204ZM219 85V86H218ZM230 85H232V84H230ZM238 85H240V83L238 84ZM251 85V84H250ZM11 86V87H10ZM14 86V87H13ZM122 86V87H123ZM158 86H159V84H158ZM173 86V87H172ZM207 86V87H206ZM241 87H242V84L240 85ZM239 86V87H240ZM244 86H245V88H244ZM244 86H243V88H244V91L245 90H247V91H243L242 89H241V91H240V88L237 86V90L235 91V92H244V93H242V95H241V97H243V98H237V100H235L236 98H233L234 97V95L232 96V98H233V100H235V101H237L236 102V104H238V105H234L235 104V101H233V100H231V101H229L228 99H226L227 100V102L228 103H231L232 101L234 102H232L233 103V107L234 108H236L237 109V107H239L240 108V110H241V108L243 107V109H244V107H245V109L247 108V100H246V98L248 97H250V96H256V98L255 97H250V99L249 100H252V101H259V103L261 102V100H264V94H262L261 92H258V94L256 93L255 94V90L254 89H251L250 87H252V85L249 87L250 89H251V91H249L250 93H252V94H250L249 92H248V88H247V84H245L244 83ZM122 87H120L121 89H122ZM167 87V88H166ZM170 87H172V89L170 90L169 88ZM211 87H210V89H209V91H208V89H207V91L210 93V95H212V94H214V92H212V94H211V91H213V89L211 90ZM230 87V86H229ZM232 87V89H236V87H234V85L233 86H231ZM24 88V89H23ZM26 88V89H25ZM203 88V87H202ZM202 88H200V89H202ZM215 88V89H216ZM10 89H12V90H10ZM13 89H16V90H13ZM123 89H127V88H123ZM199 89V88H198ZM234 89V90H235ZM168 90H170L169 91V93H168ZM183 89H181V91L179 90L178 92H180V94H177L178 92L176 91L175 92V95L177 94V95H179V96H181V95H187L186 94V92H188V91H186L185 93L182 91ZM222 90V91H223ZM226 90V89H225ZM6 91V92H7ZM77 91V90H76ZM76 91L74 92V93H76ZM81 91V90H80ZM79 91V92H80ZM107 91V90H106ZM173 93H172V92ZM202 92H199V95H201L202 94V97L203 96H205V93L207 92H205L204 91V89L203 90H201ZM205 93H204V92ZM259 91V90H258ZM3 92V91H2ZM78 92V91H77ZM78 92V93H79ZM83 92H85V94H86V92L87 91H83ZM108 92V91H107ZM189 92H191L190 90H189ZM198 92H196V93H198ZM1 93V92H0ZM25 93V94H24ZM82 93V92H81ZM172 93V94H171ZM246 93H249L248 95H250V96H246L247 94ZM77 94V93H76ZM80 94V93H79ZM151 94V95H152ZM171 94V95H170ZM208 94V93H207ZM207 94H206V96H207ZM235 94V93H234ZM238 94V93H237ZM255 94V95H254ZM260 94V95H259ZM261 94L263 95V97H261ZM36 95V96H35ZM74 94H72L71 95V97H66L67 99H69V102L67 101V99L65 98V100L63 101V102H61V105L63 104V106H66L67 105V103H69L70 105L71 104H73L74 102H76L77 103V99L76 98H74V96H73ZM174 95V96H175ZM176 95V96H177ZM189 95H192L191 93H189L188 95H187V97L189 96ZM198 95V96H199ZM210 95H208L209 97H210ZM220 95L222 96V97H220ZM257 95H259L258 97L261 99H259V98H257ZM153 96V95H152ZM151 96V97H152ZM195 96H197L196 94H195V92H194V95H192L191 96V100L193 99L192 97H195ZM205 96V97H206ZM228 96V95H227ZM236 96V95H235ZM183 97V96H182ZM190 97V96H189ZM230 97H231V95H230ZM230 97H226V98H229V99H231ZM170 98V97H169ZM171 98H173V96L171 97ZM181 98V97H180ZM196 98V97H195ZM215 99H216V96L214 97ZM213 98V96L211 97V101H213V100H215ZM3 97H2V95L0 94V102L1 103H3V104H8V100L7 99H3ZM38 99V100H37ZM46 99V100H45ZM49 99V100H48ZM148 99L149 98H146L145 100L144 99H142L141 101L142 102H140L141 104H148L147 102H148ZM152 98H150V100H151ZM166 99V98H165ZM182 99V98H181ZM188 98H185V100L188 102V103H190L189 102V100L190 99H188ZM207 99L208 98H206L205 99V103H206V105L208 106V109H206V110H204V112L202 111L203 109H204V106L203 107H201V109H200V107H199V110H198V108H197V110H198V114H197V110L196 111H192V113L193 114H190V115H192V117H190V115H189V113H188V117H190V118H187V120H189V119H191L192 120V123H190V122H188V126H191L192 124H193V120H194V117L196 118L195 120H196V122H197V119L198 120H201L202 121V123L200 124V125H198V127L196 128V125L194 126L196 129H193L194 130V138L193 139H191V138H188V137H186L185 138V141H186V145H188V146H190L192 149L190 150V149H188L187 148V150H189V151H184L183 153L181 152L180 153V151L178 152V148H174L173 149V151H175V152H177V153H171L170 155H168L170 158H171V156L172 155H174L173 157H172V159H170V160H172V161H175L176 163H177V158L176 157H182V159H183V163L184 162H187V161H189L190 160V162H187V163H182L181 162V160L179 161V159H178V164H181V166L183 167L184 166V169H182V168H180V171L182 172L183 170H185L186 171V169L187 168H189L188 170H190L192 167V169H191V172L190 173H188V175L183 171L182 173L180 172V171H178V169L177 168H171V170L172 171H170V173L172 174V173H174V175L172 174V176H174L173 178L175 179V177H176V175H175V172L177 173H181L182 174V176H183V182L182 181H180L181 180V178H182V176H180L178 173H177V175H179L180 176V180H178V182H176L177 180L175 179V180H173L174 181V183H175V185L173 184V182L172 183H170V187L168 188V185L169 184H167L166 185V183L164 184V183H162V182H165L164 181V179H163V181H161V179L159 178L158 180H160V183H162V184H160L162 187H159L160 188V190H159V188H157L158 187V185H159V182H158V180L157 181H155L156 182V185H155V188H154V190L152 189V191H156V193L154 194V195H152L151 194V192L152 191H148L147 193H146V195L147 196H144V194H145V192L144 191H146V189H148L149 187H151V184L149 183V181L148 182H145V183H147L146 185H144V181H143V178H144V176H143V174L141 175V177H140V175L138 174L137 176H134L135 175V173H136V170L138 169V166H139V164H136V162H134L136 159V161H138V159H139V161H140V155H138V154H140V153H134V152H132L133 151V147H135L136 148V146L137 147H139V146H141V145H139L138 146V141L140 140L139 138H137V139H139L138 141L137 140H135L136 142H138L137 143V145H134V144H136V142L135 141H133V139H136V138H133V137H128V138H126L127 140H123L122 141V145H120L121 146V148H123V146H124V149L125 148H127L128 150L127 151H129V152H126L127 153V155H126V158H128V159H126L125 158V160L126 161H124V164L127 166H125V170L127 171V172H125L124 171V174H125V176H127V182H125L123 185V188L126 186V191L125 190H123V188H122V191H124V192H128L129 193V195H130V197L128 196V195H124L125 193L124 192H121V191H119L120 190V187L122 186V184H121V186H119L118 188H116V196H114V195H112L111 197H113V199H110L109 201H108V205H106V206H110V205H114V204H112V203H115V206L117 207V206H119V205H121V202L119 201V199L117 198V197H119L120 198V196L122 197V196H124L123 198H121L120 200H122V202L124 201H126V203H124V204H126L125 206H127L126 208H128L129 207V211L130 210H132V212L134 213H129V212H127V210H126V212L128 213V215H126L125 217H129V219H128V217H127V219L125 218L124 219V216L122 215L121 217V219L123 220V221H125L124 222V224L122 223V224H119L120 222V218H118V219H114V217L116 216V213H114L113 212V210L115 209V210H117V211H115V212H117V214L118 213H122L123 212V214H126V212H125V210H124V206H123V203H122V206H119L120 208L119 209H122V212H121V210L119 211L117 208H114V206H113V210H111L112 209V207L110 208V207H107L106 208V206H104L103 207V209H102V211H104V209H106V211L107 210H109V212H108V214H106L107 212H105V213H103V214H105V216H109V217H111V216H114L113 214H110L109 215V213H114L115 214V216L114 217H111L112 219H114V220H110L111 218H109L108 216L106 217V218H109L108 219V221L110 222L108 225H111L112 224V221H113V224H112V226H114V227H116V226H118L117 228H115V229H113L114 227H112V229L114 230H112L111 229V232H113L114 234H116V236H115V238H113L114 240V244H112V243H110V240H112V239H110L109 240V243H110V245H109V243H108V245L110 246L109 247V250H110V248L113 246L114 248H112V249H114V251L116 252V253H123V254H121L122 256V259H121V257H120V259L122 260L121 262H126V260L127 261H129L128 263H130V264H177L176 262H180V263H178V264H184V263H189V264H228L229 263V259H230V263L229 264H231L232 262H233V264H234V262H235V264H253V261L255 260V257H256V260H258L259 261V258L261 259V258H263L264 257V247L262 248V247H260V246H262V245H264V236H262L261 238H259L260 236H261V233H259L260 234V236L258 235V232H262V230H264V228L262 227V225H261V223H263L264 224V221L263 222H261L260 223V225L261 226H259V224H257L259 227V229H260V231H256V230H258V229H256L254 232L251 230V232H253V234L249 231L250 230V227H252L251 229H254V227L256 228V223L257 222H255V216L253 217L252 215V217L249 215V214H247L248 212H247V209L249 210L250 208H255L254 207V205H255V203L256 202H253L254 203V205H253V203H252V200L254 199V197L255 196H257L256 198H259V200L257 201V203H259V210H261L262 212H264V187H262V186H264V183H262V185H261V187H262V189L260 188V187H257V185L258 186H260V182L259 183H257V185H256V183L254 182V180L255 179H260L259 177H261V179L262 178H264V175H263V171H264V159H260V157H261V155H257V154H259V153H257V154H253V152L251 153H248L247 154V156L245 155L246 154V152H245V154L244 153H241V149H249V148H246V146L247 145H249V144H247L246 146L244 145V144H242V145H244V147H242L241 149L239 148V150H240V152L239 153H241L242 155H245L244 157H246V158H244L243 156H242V158H243V160H244V162H245V164H244V162L241 160V159H239L238 161H240V163H239V166H241V167H243V166H245V165H247V166H245L244 167V169H247V170H245V171H243L242 169H240L241 171H243L244 173H241V172H239V175H240V173H241V175L242 174H244V176L245 175H247V173H248V176H249V174L250 175H252V174H256V172H257V176L256 175H252V177H254V179H252L251 181H249L250 179V177L251 176H246V177H243V178H247L248 177V179L247 180H245L246 181V183H245V181H243V179L240 177V176H238V179L240 178V180L237 182V186H236V184L234 183L235 181H233V178H234V175L237 173L238 174V171H240L239 169H237L236 168V170H237V172L235 171V172H232V183L233 184H235V185H232V188L230 187L231 186V184H230V180L229 181H225L226 179H223L222 180V178H219V176H218V178H215V177H213V174H215V175H217L216 173H220V171H222V170H219L218 168H222L220 165L222 164V166H223V168H224V165H225V168L226 169H228L227 171H229V168H230V166H231V164H229L228 165V161H232V162H234V160L233 159H235V156H237L238 157V155H234L233 157L231 156V154L233 155V154H236V153H238V152H230L231 150H229V152H230V154H228L227 153V148L228 147H232V146H234V148H236V150L238 149L237 147H235L236 145H232V146H227L226 147V142H227V145H228V141H231V138H230V136H231V134L235 131L234 129H235V127L234 128H228L227 126H226V122H221V124L220 123H218L215 119H214V117L216 116L215 114V116L212 114H210V113H207L208 111L209 112H211V110L213 111V113H217V109H218V107L217 106H219L218 104L216 105V103L218 102V100L216 101L215 100V104L214 103H212L210 100H208L207 101ZM241 99H243V101H241ZM74 100V101H73ZM77 100V101H76ZM169 100V99H168ZM173 100V99H172ZM175 100H177L176 102H175ZM197 100V99H196ZM201 100H203V99H201ZM45 101V102H44ZM147 101V102H146ZM153 101H155L154 99L152 100V102L150 103V101H149V103L150 104H152L153 103ZM166 101V100H165ZM164 101V103L163 104H161L160 105V107H164V106H167L166 105V103H170V102H165ZM169 101H171V99L169 100ZM178 101L180 102V100H179V97H176L175 99H174V106H176L177 104H178ZM183 101V100H182ZM186 101H184L183 103H185V104H187V102ZM198 102L200 101L199 99L197 100ZM211 103H210V102ZM239 101V102H238ZM252 101H250L251 102V106H252ZM51 102V101H50ZM50 102H49V104H50ZM71 102H73V103H71ZM125 102H127V105L125 104ZM227 102H226V104H227ZM242 104H241V103ZM255 102H254V105H255ZM46 103H45V105L44 106H46V108L44 107V106H42L43 108H45V110H48L49 108H48V106L46 105ZM75 103V104H76ZM123 105H122V104ZM139 102L137 103L138 105H136L135 107H137V106H142L141 104H140ZM160 103V102H159ZM173 103V102H172ZM181 103V102H180ZM179 103V104H180ZM182 103V104H183ZM195 103V105H196V103L197 102H195V101H193V104ZM203 103H204V100L201 102V106L203 105ZM246 103V104H245ZM262 103H264V102H262ZM48 104V103H47ZM48 104V105H49ZM176 104V105H175ZM179 104H178V107H177V109L179 108ZM192 104V105H193ZM198 104H200V102L198 103ZM197 104V105H198ZM211 104V105H210ZM222 104H223V101H222ZM240 104L242 105V107L240 106ZM256 104H258L257 102H256ZM61 105H59V107L60 108H57L56 106H55V110L56 111H58L57 109H59V111H60V109H62L61 107ZM187 105H189V104H187ZM191 105V104H190ZM229 105V104H228ZM244 105V106H243ZM249 105V104H248ZM254 105H253V108H252V110H251V112H252V115H253V109H254ZM131 106H133V105H131V103L128 101V100H125V99H117L113 104H110V110H111V112L112 113H116V112H121V114H123V116H124V119L126 120V119H129V117H127L126 118V116H129V115H132L131 114V110H132V107ZM214 106H216L215 108H216V110H215V108L213 109V107ZM223 106V105H222ZM221 106V107H222ZM226 106V105H225ZM231 106V109H233V107ZM255 106H257L258 107V105H255ZM128 107V108H127ZM180 107H181V105H180ZM186 107V106H185ZM193 107V106H192ZM210 107H212V109L210 110ZM220 107V112L224 115V119H225V117L227 116H225V114L223 113L224 112V109H223V107L221 108ZM228 107H230V106H228ZM227 106H226V109L225 110H229V109H227L228 108ZM249 106H248V108H247V110H249V109H251ZM48 108V109H47ZM134 108V107H133ZM165 108H168V107H164V108H162V111H163V113H165L167 110L165 109ZM170 108H171V110H172V108L173 107H171L170 106ZM176 108V107H175ZM182 108H183V110H184V107H183V105H182ZM189 108V107H188ZM191 108V107H190ZM196 108V107H195ZM225 108V107H224ZM260 108V109H259ZM119 109H121V110H119ZM164 109V110H163ZM176 109V110H177ZM181 109V108H180ZM187 109V108H186ZM256 109V108H255ZM262 109V110H261ZM182 110V109H181ZM183 110H182V112H183ZM190 110V109H189ZM194 110V109H193ZM215 110V111H214ZM235 110V109H234ZM240 110H238V112H235V111H233V115L232 114H230L229 116H234L235 114H236V121H237V117L238 118H240L239 120H242L243 121V119L246 117L245 115H243V114H246V113H248V112H240ZM257 111H259L260 113L262 112H264V108H263V106H259L258 107V109H256ZM159 111H161V108L159 109ZM162 111H161V114H163L162 113ZM165 111V112H164ZM202 112V113H200V112ZM206 111V112H205ZM232 111V110H231ZM246 111V110H245ZM256 111V112H257ZM176 112V111H175ZM178 112H180V111H178ZM178 112L177 113H175V116H174V118H176V115L178 116ZM182 112H181V114H182ZM185 112V113H184ZM183 113L186 115L187 114V110L186 111H184ZM189 112V111H188ZM219 112V109H218V113H220ZM228 112V111H227ZM240 112V114H242V116H240V115H237L238 113ZM255 112V113H256ZM9 113H11V111L9 112ZM9 113H7V114H9ZM59 113V112H58ZM168 113H169V110H168ZM205 114V113H207V114H210V115H208L207 117H206V114L204 115V118H202L201 119V117H203V116H201L200 117V115L199 114ZM212 113V112H211ZM225 113H226V111H225ZM254 113V114H255ZM14 113H13V111H12V115H13ZM160 113H159V115H161ZM166 114H167V112H166ZM169 114H172L171 112L169 113ZM168 114V115H169ZM180 113H179V115H181ZM249 114V113H248ZM11 115V114H10ZM183 115V114H182ZM181 115V116H182ZM185 115H183V118L185 119L186 118V116ZM220 114H218V118L219 117H222L221 115L219 116ZM247 115V114H246ZM258 115H263V114H258ZM172 116V115H171ZM185 116V117H184ZM194 116V117H193ZM232 116H231V118H232ZM247 116H250V114L249 115H247ZM8 117V116H7ZM161 117V116H160ZM206 117V118H205ZM241 117H242V119H241ZM255 117V116H254ZM260 117V116H259ZM262 117H264V116H262ZM2 119H3V116L1 117ZM0 118V149H1V152H0V154L3 156L5 153V156L6 155H9V153H11V154H13V155H9L10 157H12V158H14L13 160L19 165V164H21V166H23L24 168H25V170L28 172V173H33V174H36L37 176H41V177H43L45 180H47V181H52V182H54V183H56L57 185H59V187H60V189H62V190H66L67 192H68V194H75V195H78V196H80V197H83V193H84V188L86 189L87 187H89V186H92V185H94L95 184V182L91 179H87V180H85L86 179V177L87 178H89L88 177V175L89 174H94L92 177H94L95 176V173L94 172H92V173H90L89 171H92V170H94L95 172H98L97 170H100L101 169V165H99L100 167H98V163L99 164H101L102 162H105V161H107V162H109V160H110V158H106V154H105V158L104 157H102V156H104V151H102V153H101V151H96L95 149H93V150H95L96 151V153H95V151H94V155H93V151H91V154H89L90 156L91 155H93V156H91V159L92 158H97L98 159V161H100V162H98L97 160V162L98 163H96L95 164V161H91V162H88L87 163V161L88 160H85L86 159V157H82V158H80V159H78V160H76L75 161V163H73L72 165H71V168H68V172H66V170L65 169H63V171L61 170L62 168L58 165L59 163L57 162V161H44V160H42L41 159V157H39L40 155H38V153L36 152L37 150H35V149H37L38 148V142H36V143H33V145L34 144H36V145H23V144H21V142H23V141H25V142H27V141H31V139L33 140V138L34 137H32V136H26V135H23L22 134V136H21V134H19L18 132L19 131H16L17 132V134L16 135H19V137L18 136H15L14 137V135L13 134H11V135H13L12 137H10L8 134H7V132L5 131V130H7L6 129V127H4L5 126V124H7L6 123V118H4L5 119V121H3L2 119ZM164 120H166L165 118H167V117H162ZM168 118H169V116H168ZM174 119L173 117H170L169 119ZM183 118L181 117V119L183 120ZM227 118V117H226ZM230 117L228 118V119H231ZM251 118V116L247 119L248 120V122L247 123H251V124H255V121L256 120H258V121H256V123L258 124V126L260 127V125H261V129H264V122L262 121L263 119H257V117L253 120V119H250ZM223 119V118H222ZM222 119H220V120H222ZM228 119H227V121H228ZM162 120V119H161ZM164 120H162V122L164 121ZM168 120V119H167ZM173 121H175V119L173 120ZM181 121V120H180ZM200 121V122H201ZM225 121H226V119H225ZM244 121H245V119H244ZM251 121H254L253 123L251 122ZM260 121V122H259ZM117 121H115L114 122V124H116V126H114L113 125V127L114 128H112L111 127V129H112V131H114L115 133H116V131L114 130V129H117L118 127H119V125L116 123ZM167 122H169V120L167 121ZM172 122V121H171ZM183 122H187L186 121V119H185V121H183ZM195 122V123H196ZM261 122L263 123V124H261ZM157 123V122H156ZM155 123V124H156ZM160 123H161V121L159 122V125H160ZM164 123V122H163ZM166 123V122H165ZM173 123V122H172ZM177 123H179V122H176V123H173V124H176L177 125ZM194 123V124H195ZM236 123H238V122H236ZM239 123H240V121H239ZM238 123V124H239ZM260 123V124H259ZM4 126H3V125ZM154 124V125H155ZM168 124V123H167ZM191 124V125H190ZM193 124V125H194ZM197 124V123H196ZM238 124H237V126H238ZM243 124V123H242ZM16 126H17V128H16V130H20L21 129V131H22V126H20V125H18V124H15ZM117 125H118V127H117ZM163 125V124H162ZM169 125H170V123H169ZM176 125L174 126V128L176 127ZM185 125V124H184ZM225 125V127H223V128H221L222 126H224ZM228 125V124H227ZM247 125V124H246ZM256 125V124H255ZM7 126H9L8 124H7ZM120 126H123V125H120ZM145 126H147V125H145ZM143 127V129L144 128H147L148 129V127ZM152 126V125H151ZM181 126H183V124L181 125ZM186 126V125H185ZM187 126V127H188ZM230 126V125H229ZM240 126V125H239ZM245 126V125H244ZM248 126V125H247ZM250 126V125H249ZM3 127L5 128V129H3ZM153 127V126H152ZM173 127V126H172ZM251 128L252 127H255V126H250ZM257 127V126H256ZM149 128H150V125H149ZM173 128V133L177 136V134H178V127H176L175 129H176V131H177V134H176V131H175V129ZM219 128H221L220 130V132H219ZM245 128V127H244ZM260 128H259V130H260ZM142 129V128H141ZM142 129V130H143ZM183 129V128H182ZM181 129V130H182ZM184 129H186V128H184ZM188 129H189V127H188ZM230 129V130H229ZM249 129V128H248ZM253 129V128H252ZM251 129V130H252ZM255 129H257V128H255ZM139 130V129H138ZM141 130V132L143 133V131ZM146 130V129H145ZM187 130V129H186ZM190 130H192V128L190 129ZM192 130V131H193ZM222 130H224V133H226V134H229V133H227V131H229L230 132V135H225V134H222V136L221 137H219V133L221 134V132H222ZM225 130H227L226 132H225ZM241 130V129H240ZM20 131V133H22ZM117 131H119V129H117ZM189 131V130H188ZM191 131V132H192ZM247 132H248V130H246ZM257 131H258V129H257ZM6 132V133H5ZM216 132H218L217 134H216ZM237 132V131H236ZM235 132V133H236ZM252 132V134H255V131H251ZM260 132V131H259ZM261 132H264V130L263 131H261ZM260 132V133H261ZM9 133V132H8ZM173 133L171 134V137L173 136ZM187 133H189V132H187ZM192 133V134H193ZM232 134V135H235V136H237V134ZM238 133H239V131H238ZM257 133V132H256ZM249 134V133H248ZM252 134H251V136L249 137V138H251L252 137ZM216 135V136H215ZM217 135H218V137L219 138H221L222 140H224V141H226L225 142V147L224 146H221L220 148L218 147V145H217V141H218V139H216V137H217ZM245 136H246V133L244 134ZM250 135V134H249ZM259 135V134H258ZM261 135H263L262 136V138H261ZM21 136V137H20ZM25 136V137H24ZM178 136H179V134H178ZM178 136H177V138H178ZM188 136V135H187ZM226 138H224V137ZM175 137V136H174ZM190 137H192V135L190 136ZM209 137H211L210 139H209ZM217 137V138H218ZM258 136H256V138H257ZM176 138V139H177ZM215 138V139H214ZM229 138V139H228ZM232 138H234V137H232ZM246 138V137H245ZM258 138H260V139H262V141L264 140V134H260V136L258 137ZM257 138V139H258ZM175 139V138H174ZM191 139V142L192 143H194L195 141H197V144H193L192 146L190 145L191 144V142L189 141ZM221 139H219V141L221 140ZM235 139H237L238 141L240 140V139H242L241 137H239V135L237 136V138H235ZM257 139H256V141H257ZM259 139V140H260ZM15 140V141H14ZM18 140H19V142H18ZM195 140V141H194ZM243 140V139H242ZM12 141H14V142H12ZM21 141V142H20ZM176 142L178 141V140H175ZM218 141V142H219ZM232 141H234V140H232ZM231 141V142H232ZM236 141V140H235ZM234 141V142H235ZM244 141H246V140H244ZM130 142H132V143H130ZM135 142V143H134ZM187 142H189L188 144H187ZM222 142V141H221ZM231 142L229 143V144H231ZM241 142V141H240ZM17 143H19V144H17ZM88 143H90V142H88ZM88 143H86V147H88L89 145H88ZM220 143V142H219ZM218 143V144H219ZM224 143V142H223ZM223 143H221V145H224ZM233 143V142H232ZM237 143V142H236ZM239 143V142H238ZM243 143V142H242ZM246 143V142H245ZM129 144V145H128ZM134 145V146H131V145ZM234 144V143H233ZM261 144V143H260ZM20 145V146H19ZM23 145V146H22ZM119 145V144H118ZM205 145H207V148H211L210 150H209V154H212V155H210L209 157H208V152H207V150L208 149H205V151H202L204 148H206V147H204ZM254 145H256V144H254ZM259 145V144H258ZM128 146V147H127ZM129 146H131L132 147V149L129 147ZM239 146H240V144H239ZM31 149H29V148ZM194 147V148H193ZM225 148L224 149V153H223V148ZM249 147V146H248ZM252 146L250 145V148H251ZM254 147V146H253ZM24 148H26L25 150H22V149H24ZM28 148V149H27ZM32 148H33V150H32ZM159 148V147H158ZM233 148V147H232ZM257 148V147H256ZM263 148V150H264V147H262ZM139 149V148H138ZM150 149H153V147L151 146L150 147ZM157 150V145L155 146V148L153 149V150ZM215 149V150H214ZM220 149V150H219ZM252 149H254V148H251V150ZM259 149L260 150H262L261 149V147H259ZM27 150V151H26ZM32 152H34V154H33V152L31 153L30 151ZM162 150V149H161ZM160 149H159V152L161 151ZM217 150H219V152L221 151V154H222V156H223V154L224 155H226V154H228V155H226V156H230L229 157V159L230 160H228L226 163H224L223 161H222V158H221V160L220 159H218V154L220 155V153L218 152V154H217ZM238 150V151H239ZM250 150V151H251ZM257 150V149H256ZM6 151V152H5ZM24 151V152H23ZM135 151V150H134ZM136 151H137V149H136ZM211 151H213V152H215L214 154H217V156L216 155H214L213 154V152H211ZM248 151V150H247ZM252 151H255V150H252ZM3 152H4V154H3ZM21 152H23V153H21ZM28 152H30V154L28 153ZM98 152H100L101 154H98L99 156H95V154H97ZM130 152L132 153V155L130 154ZM137 152H139V151H137ZM158 152V151H157ZM157 152H156V154H157ZM205 152H207V153H205ZM256 152V151H255ZM254 152V153H255ZM257 152H261L260 154H263V156L262 157H264V152L263 151H259V150H257ZM28 153V154H27ZM122 153H125V152H122ZM163 152L161 151V153L160 154H162ZM33 154V155H32ZM164 154V153H163ZM205 154H208L207 156L205 155ZM251 154V156L248 158V156ZM252 154H253V156L254 155H256L255 157H259V159L258 158H256L255 159V157L254 158H252ZM54 156H52L53 157V159H59L58 158V154L57 155H55V154H53ZM129 155H131V156H129ZM137 155H138V157H137ZM176 155H179V156H176ZM4 156V157H5ZM57 156V157H56ZM90 156H88L87 155V157H90ZM101 156V157H100ZM154 156H155V154H154ZM153 156V157H154ZM158 156V155H157ZM160 156V155H159ZM161 156H163V155H161ZM167 156V157H168ZM39 157V158H38ZM109 157V156H108ZM135 157H137V158H135ZM164 157V156H163ZM163 157H162V159H163ZM167 157H164V159L162 160H160L161 162V164H162V161H164ZM168 157V158H169ZM208 157V158H207ZM216 157V160H215V162L214 163H212L213 161H214V158ZM3 157H0V159H2ZM11 158V159H12ZM84 158V159H83ZM135 158V159H134ZM158 158V160H159V158L160 157H157ZM220 158V157H219ZM233 158V159H232ZM9 159V158H8ZM89 159V158H88ZM90 159V160H91ZM101 159V160H100ZM102 159H104V160H102ZM181 159V158H180ZM213 159V161L211 162V160ZM224 159V161H226L225 159H227V158H223ZM237 159V158H236ZM250 159V160H249ZM251 159H255V160H251ZM80 160V161H79ZM84 160L86 161V163H84ZM152 161H150L149 163H151V165H150V167H148V168H151L152 169V167H153V163H155V161H156V156H155V161H153V159H151ZM184 160H187V161H184ZM220 160V161H219ZM258 160H259V162H258ZM43 161V162H42ZM229 162V163H232V162ZM243 162V165H242V162ZM254 163H252V162ZM51 162V163H50ZM128 162V163H127ZM250 162V163H249ZM50 163V164H49ZM57 163V165H55ZM86 164V165H84V164ZM90 163H93V164H95V165H92V164H90ZM129 163H130V165H129ZM139 163V162H138ZM158 163V161H156V164ZM164 163V162H163ZM173 164H174V162H172ZM194 164V165H192L191 166V164ZM219 163V165L217 166V164ZM223 163H224V165H223ZM249 163V164H248ZM258 163H261V165L260 164H258ZM0 164H1V162H0ZM48 164H49V166H48ZM54 164V168L52 167V165ZM88 164H90L91 165V167L89 166V167H84V166H87ZM171 164V163H170ZM178 164L176 165H171L170 167H172V166H178ZM235 164V163H234ZM241 164V165H240ZM250 164H253V165H250ZM258 166H261V167H259V168H257V165ZM262 164H263V168H262ZM2 165L3 164H1L0 166L2 167ZM129 165V166H128ZM188 165V166H187ZM203 165V168H202V170L203 169H205V170H201L200 169V167ZM149 166V165H148ZM158 166H160L159 164H158ZM162 166H164V164L162 165ZM161 166V168H163ZM180 166V165H179ZM205 166V167H204ZM216 166V167H215ZM229 166V168H227ZM237 165H233L232 166V169H235L234 167H236ZM250 166H252V167H250ZM28 167L30 168V170L28 169ZM78 167V168H77ZM93 167V168H92ZM130 167V168H129ZM136 167H137V169H136ZM140 167V166H139ZM155 167V168H154ZM154 167H153V170L154 169H156L157 167L154 165ZM169 167V168H170ZM238 167V166H237ZM257 168V170H256V172L255 173H253L254 172V170H252L253 168ZM3 168V167H2ZM2 168H1V170H2ZM59 168H60V170H59ZM77 168V170H75ZM161 168H157V169H160L161 170ZM186 168V169H185ZM216 168H217V170H216ZM222 168V169H223ZM45 169V170H44ZM90 169V170H89ZM155 170V172L154 171H152V170H150V169H148V171L150 170V172L152 171V172H154V173H156V171H157V173H159V171L158 170ZM176 171H175V170ZM226 169H224V171L226 170ZM3 170H5V169H3ZM3 170L1 171L2 173H3ZM65 170V171H64ZM87 170H89L88 172H87ZM163 170V171H162ZM161 170V172L163 173L164 172V168ZM174 170V171H173ZM188 170L186 171V172H188ZM217 172H216V171ZM263 170V171H262ZM122 171V170H121ZM147 171V172H148ZM192 171H193V173H192ZM202 171V172H201ZM226 171V172H227ZM7 172V171H6ZM70 172V173H69ZM129 172V173H128ZM133 172H134V175H133ZM150 172H148V173H150ZM216 172V173H215ZM225 172V173H226ZM249 172H252V173H249ZM260 172V173H259ZM7 173H9V172H7ZM50 173H53V175L52 174H50ZM55 173V174H54ZM81 173V174H80ZM87 173H89L88 175H86ZM154 173H151L152 175L154 174ZM170 173H169V175H170ZM202 173V174H201ZM205 175H204V174ZM229 173L230 172H228V174H226V175H229ZM261 173H262V175L263 176H261ZM1 174V173H0ZM129 174H132V177L130 178V176L131 175H129ZM161 174V173H160ZM159 174V175H160ZM164 174V173H163ZM185 174L187 175V176H185ZM193 175V177H191L192 175ZM199 174H201V175H203L204 177L206 176L207 178L206 179H204L203 177L201 178V180H200V178H198V177H200V176H198ZM234 174V175H233ZM260 176H259V175ZM7 175H9V174H7ZM83 175H86V176H83ZM221 176H222V174H220ZM2 176V175H1ZM3 176H5L4 174H3ZM48 176V177H47ZM69 176V177H68ZM90 176V175H89ZM142 176H143V178H142ZM155 176V175H154ZM153 176V177H154ZM185 176V177H184ZM189 176V178H187ZM225 176V174L223 175V178H225L224 177ZM230 176V175H229ZM237 176V175H236ZM235 176V177H236ZM135 177V178H134ZM158 177H161V175L160 176H157V178ZM162 177H163V175H162ZM1 178H3V177H1ZM5 178H9V176H5ZM4 178V179H5ZM176 178H179L178 176L176 177ZM186 178H187V180H186ZM229 178V177H228ZM80 179V180H79ZM130 179H132V181L130 180ZM153 179V178H152ZM204 179V180H203ZM6 180V179H5ZM84 180V181H83ZM155 180V179H154ZM203 180V181H202ZM235 180V179H234ZM69 181V182H68ZM80 181V182H79ZM83 181V182H82ZM180 181V182H179ZM201 182L202 184H200V186H198L199 185V182ZM243 181L244 182V186L243 185H241V182ZM262 182H263V180H261ZM152 182H153V180H152ZM157 182H158V184H157ZM184 182H186V183H184ZM227 182H229V183H227ZM258 182V181H257ZM92 183V184H91ZM149 183V184H148ZM182 183L183 184H185L184 186L182 185ZM187 183H188V185H187ZM230 184L229 185V187H230V189L232 190H229V194H227V195H223V192H222V190L224 191V193L226 192V193H228V190L227 189H229L228 188V186H225V184ZM247 183H255V185H251L252 186V188L250 187V185H248ZM66 184V185H65ZM84 184V185H83ZM152 184V185H153ZM171 184H173L174 185V187H172L171 186ZM179 184V185H178ZM221 184H222V186H221ZM224 184V185H223ZM246 184V185H245ZM80 185L82 186V188L80 187ZM143 185H144V187L146 188V189H143ZM193 185H196L195 187H197V188H195V187H193ZM75 186V187H74ZM84 186H86V187H84ZM166 186V187H165ZM183 187V189H182V187ZM203 186V187H202ZM224 186H225V188H224ZM241 186L245 189V186H246V191H243L244 189H242L241 188ZM253 186H255V187H253ZM62 187V188H61ZM79 187L81 188V189H79ZM84 187V188H83ZM137 187H139V189L137 188ZM154 187V186H153ZM152 187V188H153ZM185 187L187 188H189V189H185ZM191 187V188H190ZM200 187H202V188H200ZM219 187V188H218ZM227 187V188H226ZM238 187V188H237ZM250 187V188H249ZM157 188V190H155ZM166 189V191L164 192V193H161V195L159 194H157V191L159 192H161L162 191V189H163V191ZM173 188L175 189L174 191H176L177 193H181V192H183V194H176V192H174L173 191ZM150 189V188H149ZM148 189V190H149ZM204 189H205V191H204ZM234 189V190H233ZM237 191H239V189H240V192L237 194V192H236V190ZM241 189H242V192H243V194L241 193ZM253 189V190H252ZM257 191H256V190ZM69 190V191H68ZM72 190H74L73 192H72ZM171 191L172 190V192H168V191ZM181 190V191H180ZM251 190V191H250ZM65 191V192H66ZM117 191H118V193H117ZM139 191V192H138ZM162 191V192H163ZM254 191H256L255 193H254ZM70 192V193H69ZM76 192V193H75ZM81 192V193H80ZM174 192V193H173ZM231 192V193H230ZM233 192V193H232ZM79 193V194H78ZM124 193V194H123ZM150 193V194H149ZM171 193L173 194V196H176L177 195V197H175V198H177V200H175V198L173 199V196L171 195ZM250 193H252V194H250ZM114 194V193H113ZM123 194V195H122ZM165 195V196H163V195ZM172 196L171 198H169V196L170 195ZM195 194V195H194ZM236 196V194H237V198H235V196ZM119 195V196H118ZM136 195H139L138 197L136 196ZM149 195H151V196H149ZM194 195V196H193ZM206 195L209 197V196H211V199H209L208 197H207V199L210 201L211 200V206H215V204H217L218 203V200L220 199V201L223 203H225V201H223V200H227V203H228V205L229 204H232V206H233V208L232 207H230L231 205H229L228 207H227V203H226V205L225 204H222L221 202H219V204L221 205L222 204V210H220L219 211V209H220V207H218L217 208V214H215V208H214V212H213V210H212V213H213V215H212V213H210L211 212V210L210 209H213V207L212 208H209V204L210 203H206V201L205 200H207L206 198H205V200H203L204 199V197H206ZM125 196H126V198H125ZM135 196V197H134ZM155 196V197H154ZM168 196V197H167ZM192 196L195 198V200L194 199H192ZM225 196V197H224ZM234 196V197H233ZM244 196V197H243ZM247 196H249V197H247ZM155 199V203H154V199ZM164 197V198H163ZM166 197H167V199H166ZM180 197V198H179ZM228 197V198H227ZM245 197H247V198H245ZM146 198H148L150 201H151V199H152V204H154V205H157V207L155 208V206L153 207H149L148 205H150V203H149V200H147ZM186 198V200L188 201V199L187 198H189V201L190 202H188V206H189V204H190V207H188V209H187V206H186V203H185V201L186 200H184ZM234 198V199H233ZM256 198H255V200H256ZM115 199V202L113 201ZM137 199V200H136ZM156 199H158L159 201H157ZM163 201H162V200ZM172 199V200H171ZM181 199V200H180ZM217 201L216 203H215V200ZM218 199V200H217ZM237 199V200H236ZM240 199V200H239ZM252 199V200H251ZM133 200H135V201H133ZM169 200V201H168ZM175 200V201H174ZM178 200H180V204H179V202H176V201H178ZM233 201V200H235V202H234V204L233 203H231V201ZM242 200H243V202H242ZM244 200H248V202H246V201H244ZM262 200H263V204H262ZM83 201V200H82ZM81 201V202H82ZM110 201H112V203L110 202ZM128 201V202H127ZM147 201V202H146ZM161 201V202H160ZM164 201H167L168 203L167 204H171V207L169 208V211H168V209H167V213L170 215V216H174L175 218H171V219H175V223H174V225H170V227H169V224H172V221H174V220H170V222L171 223H169V221H166L167 219H168V214L166 215V216H168V217H166V222L164 221V219L163 220H157V219H160L159 217L161 216V215H158V213H159V211H160V209H161V207L163 206V203H164V207H166L165 206V204H166V202H164ZM172 201V202H171ZM182 201H183V203H182ZM194 201V202H193ZM196 201V202H195ZM202 201V202H201ZM204 201V202H203ZM209 201H207V202H209ZM229 201V202H228ZM238 201H239V203H241L242 202V204H241V206L242 207H244V210H243V208H242V210H240L241 209V206L239 205V207H240V209H239V207H238V205L236 204V202L238 203ZM250 201V202H249ZM111 204H110V203ZM119 202H120V204H119ZM137 202V203H136ZM143 202V203H142ZM146 202V203H145ZM156 202H157V204H156ZM163 202V203H162ZM198 202H201V203H204L205 204V207H204V205H202L201 203H199V205H198V207H197V204H198ZM139 203H141V205L142 206H140L139 205ZM162 204V206L160 207V205L159 204ZM185 203V204H184ZM192 203H193V205H195L196 206V209L198 208V211L200 212H198L196 209H195V211L194 212H192V214L194 215V222H193V224H195V221H198L197 223H196V225L198 226V225H200L199 226V229L202 227V225L201 224H203L204 226L203 227H206V230H204V228L202 227L201 228V231L200 232H203V235H201L202 233H198V234H196L195 235V237H196V239L195 238H193L194 239V241H193V239L191 240V241H193V242H195V244L194 243H191L190 242V238H188L187 236L189 235L190 237H193L192 235H190L191 234V232L188 234V232L190 231V229L188 228L189 227V225H187V223L188 224H190V222L189 221H187V219L189 220V219H191V218H188L189 216H187L186 217V215H188L187 214V212H191V211H193V210H191L192 208H193V205H192ZM194 203H197V204H194ZM215 203V204H214ZM247 204V206L249 205L248 203H252V207H251V205H249L250 207H247L246 206V204ZM257 203H256V206H257ZM110 204V205H109ZM118 204V205H117ZM128 204H129V206H128ZM147 204V205H146ZM166 204V205H167ZM175 204V205H174ZM183 204V205H182ZM201 204V205H200ZM207 204H208V206H207ZM219 204L218 205H216V206H219ZM178 205L180 206V208L181 209H177V207H178ZM226 206V208H225V206ZM235 205H236V207H235ZM140 206V207H139ZM177 206V207H176ZM184 206H186V208H185V211H184ZM200 206H203V208L201 207V209H199V207ZM160 207V208H159ZM164 207H162V209H161V214H162V210H163V212L165 211V208ZM230 207V208H229ZM235 207V208H234ZM238 207V208H237ZM263 209H262V208ZM110 208V209H109ZM157 208H159L157 211H158V213L155 211ZM232 208V209H231ZM257 208V207H256ZM258 208L257 209H255V210H253V209H251V210H249V213L251 214V213H254V212H256L257 210H258ZM134 209V210H133ZM137 209V211H135ZM144 209H146V210H148V212L147 211H145ZM177 209V210H176ZM183 209V211H184V213H182V211L181 212H179L180 210H182ZM187 209V210H186ZM227 209H229L228 211H227ZM79 210L80 211H82L80 208H79ZM175 210H176V212H175ZM210 210V211H209ZM224 210V211H223ZM237 211L238 213L236 214V211L235 212H233V211ZM239 210V211H238ZM101 211V210H100ZM100 211H99V213H100ZM173 211L175 212V213H177V211H178V214H174L173 213ZM204 211V212H203ZM206 211H207V213H206ZM242 211V212H241ZM250 211H252V212H250ZM131 212V211H130ZM144 212H146V213H150V214H146V213H144ZM154 213L155 214V212H156V216H158L157 218H156V216H154L153 217V215H152V213ZM166 212L165 213H163V214H166ZM171 212V213H170ZM190 212H189V215H191L190 214ZM198 212V213H197ZM208 212H209V214H208ZM225 212L227 213L226 214V216L224 215L225 214ZM262 212H258L257 214L259 215V213H260V215H262ZM99 213H97V215L98 216H96V220H98V219H102V221L100 220V222H99V220H98V222H99V224H101V222L103 223V218L102 217H104V215L103 214H101L100 213V216H99ZM139 213V217L138 216H136V214H138ZM143 213V214H142ZM182 213V214H181ZM195 213V214H194ZM197 213V214H196ZM235 213V214H234ZM241 213H245L244 215H242ZM147 215V217L145 218L146 220L144 221V218L142 217L143 215ZM162 214V215H163ZM180 214V215H179ZM184 214V215H183ZM205 214H207V215H205ZM239 214V215H238ZM133 215V216H132ZM148 215H150V217L148 216ZM178 215V216H177ZM197 215H200V216H198V217H196ZM203 215L204 216H206V217H203ZM212 216V217H208V216ZM218 215V216H217ZM224 215V216H223ZM235 215V216H234ZM247 215H249L251 218H249V219H246V218H248L249 216H247ZM120 215H117V217H119ZM136 216V217H135ZM164 216V215H163ZM179 216H182V217H185V219L186 220H182V218L181 217H179ZM192 216V215H191ZM190 216V217H191ZM213 216H214V218H213ZM217 216V217H216ZM245 216H247V217H245ZM99 217V218H98ZM133 217V218H132ZM152 217V218H151ZM196 217V218H195ZM208 217V218H207ZM239 217H240V219H239ZM264 217V215L261 217H257V218H259V219H261V218H263ZM165 218V217H164ZM181 218V219H180ZM203 218H206L205 219V221H203L202 219ZM216 218H217V220H216ZM148 219H150V220H148ZM151 219H153L152 221H151ZM169 219H170V217H169ZM208 219H210V221L208 220ZM213 219V220H212ZM107 220V219H106ZM105 220V221H106ZM156 220H157V222H156ZM207 220H208V222H210L209 224L210 225H212V226H214V228L213 227H211V226H209V225H206V224H208V223H206L207 222ZM245 220V221H244ZM247 220V221H246ZM252 220H253V222L254 223H252ZM258 220V219H257ZM263 219H261V221H262ZM93 221H95V219L93 220ZM107 221V222H108ZM123 221H121V222H123ZM159 221H161L160 223H159ZM177 221H179V223H178V226H176L177 225ZM186 221V222H185ZM211 221H213L212 223H211ZM219 223H218V222ZM243 221V222H242ZM259 221V220H258ZM119 222V223H118ZM153 222H154V224H153ZM163 222H165V223H163ZM168 222V224H166ZM192 222V221H191ZM203 222V223H202ZM231 222V223H230ZM74 223H76L75 225H74ZM95 223V224H94ZM118 223V224H117ZM157 223V224H156ZM206 223V224H205ZM244 223H246V224H244ZM247 223H249V227H247ZM250 223H251V226H250ZM71 225H70V228H73L74 226H76V225H78L79 223L77 222V219H76V222L74 221V220H72L71 221V223H70ZM92 224L93 225H91V227L89 226V228H93V227H95V226H99V225H97V222H92ZM186 224V225H185ZM193 224L191 225L192 226V231H193V228L194 229H197V232L199 231V229L197 228V226L196 227H194L193 226ZM215 224V225H214ZM237 225L238 224V226L237 227H239L240 229H241V233H242V235H244V236H241L240 237V235H241V233L239 234V230L236 228V226H234V225ZM254 224H255V226H254ZM95 225V226H94ZM122 225H124V227H121ZM125 225H127L126 227H125ZM168 225V227H166ZM219 225V226H218ZM229 225V226H228ZM173 227V229H177V230H170V228H172ZM174 226H176V227H174ZM191 226H190V228H191ZM210 227V228H207V227ZM254 226V227H253ZM128 227V228H127ZM231 227H233V229L231 228ZM88 228V229H89ZM124 228V229H123ZM127 228V229H126ZM161 228V230L162 231H160L159 229ZM169 228V229H168ZM217 228V229H216ZM228 228V229H227ZM234 228L235 229H237V231L236 230H234ZM117 229V230H116ZM208 229V230H207ZM230 229H232V230H230ZM116 230V231H115ZM125 230V231H124ZM216 230V231H215ZM225 230H226V232H225ZM228 230V231H227ZM246 232H245V231ZM127 231V232H126ZM156 231V232H155ZM169 231L171 232L172 231V237H176V239L177 240H173V239H175V238H173V239H171L172 241V243L174 244V246L175 245H178V248H173L172 247V243H170V244H167L168 243V240L170 239V233H169ZM177 231V233L179 234H176L175 232ZM196 230H194L193 231V233L192 234H195L194 232H195ZM207 231H209V232H207ZM1 232H3V231H0V233ZM210 232H211V234H210ZM228 232V233H227ZM236 232V233H235ZM163 233V234H162ZM215 233H218V241L216 240L217 239V234L216 235H213V234H215ZM221 233V234H220ZM254 233H256V234H254ZM2 234H4V233H1V235ZM6 235H5V237L3 236V237H1V235H0V264H4L5 263V260H6V264H9V262L10 263H12V264H17V262L18 261H23V260H21V258H23L22 256H24V258L25 259H31V260H33L34 261V263H35V259H33V258H36V260H37V263H38V261L40 262L39 264H46V258H45V260H44V257L42 258L41 257V254H44V252H47V251H45V248H46V246L44 245V243L42 244V243H40V244H36V245H33V246H30L29 244H27V242H24L22 239H17L18 241H14L12 238H10L9 237V235L7 234V233H5ZM112 234V233H111ZM114 234H113V237H114ZM154 234H156L157 236H159L158 238H156V240L155 239H153V238H155L156 236L154 235ZM180 234H182V235H180ZM207 234H209V235H207ZM232 235V237H227V236H231ZM238 234V235H237ZM152 235H153V237H152ZM163 235V236H162ZM174 235V236H173ZM178 235V236H177ZM263 235V234H262ZM208 236H211V237H208ZM246 236H248L249 238H251L252 240H244V238L246 239ZM118 237V239H116ZM162 237V238H161ZM164 237H166L164 240H162ZM188 239H187V238ZM214 237V238H213ZM224 237V238H223ZM247 237V238H248ZM111 238H112V236H111ZM187 240H186V239ZM216 238V239H215ZM231 238V239H230ZM248 238V239H249ZM262 239L263 240V244L262 243H257L256 242V240L257 239ZM160 239V240H159ZM166 239H168L167 241H165ZM181 239V240H180ZM182 239H184V240H182ZM198 239V240H197ZM220 239V240H219ZM235 239V240H234ZM238 239V240H237ZM242 239V240H241ZM116 240H118V241H116ZM158 240V241H157ZM187 241V243H186V241ZM189 240V241H188ZM210 240L211 241H213L212 242V244H211V242H210ZM216 240V241H215ZM227 240V241H226ZM241 240V241H240ZM244 240V241H243ZM6 241L8 242V244H6ZM13 241V242H12ZM21 241V242H20ZM159 241L161 242V243H166V244H164L163 246L162 245H160L159 244ZM170 241V240H169ZM178 241H179V243H178ZM208 241L210 242L209 244H208ZM215 241V242H214ZM222 241V242H221ZM236 241V242H235ZM240 241L241 243H238V242ZM245 241H246V244L248 245H246L247 247H243V249L240 247V246H242V245H245L244 243H245ZM258 241V240H257ZM23 242V243H22ZM115 242H118V243H115ZM189 242V243H188ZM216 242H218V243H216ZM224 242V243H223ZM226 242V243H225ZM229 242V243H228ZM253 243V245H252V243ZM259 242V241H258ZM24 244L25 246H23V247H25L26 249H21V248H19L20 246H22L21 244ZM177 243V244H176ZM216 243V244H215ZM221 243H222V245H221ZM233 245V247L235 248V251H233V247H231V244ZM243 243V244H242ZM257 243V244H256ZM18 244V246H16ZM112 244V245H111ZM190 245V246H188V245ZM211 244V245H210ZM223 244H224V247L222 248V246H223ZM238 244V245H237ZM239 244H242V245H240L239 246ZM254 244H256L258 247H257V249L259 248L261 251H259V250H257V249H255V247H253L254 246ZM261 244V245H260ZM6 245H7V247H6ZM9 245H11V247L9 246ZM161 246L162 248H158V246ZM166 245H171L170 247L169 246H166ZM208 245V246H207ZM216 245V246H215ZM36 246V247H35ZM187 246H188V248H187ZM216 248H215V247ZM250 246V247H249ZM165 247V248H164ZM169 247V248H168ZM229 247L232 249H229ZM251 247H253V248H251ZM6 248V249H5ZM27 248H30L29 250H27ZM247 248V249H246ZM11 249V250H10ZM12 249H14V250H12ZM18 249V250H17ZM112 249L110 250V252H109V255H110V253L112 254L113 253V255L115 254V252L114 251H112ZM116 249H118L117 251H116ZM173 249V250H172ZM217 249H219L218 251H217ZM221 249V250H220ZM18 251V252H16V256H14V254H12V253H14V251ZM24 250H26V251H28V255H30L31 257H29V256H26V253H24ZM31 250V251H30ZM34 250V251H33ZM40 250V251H39ZM230 250V251H229ZM241 251V253H240V251ZM254 252H253V251ZM8 251V252H7ZM10 251H11V254H12V256H14L13 258H15L16 259V263H15V261L13 260V258H12V256H10V255H8V254H10ZM183 251H185L184 253H183ZM243 251H244V253L245 252H247V253H245V255L243 254ZM252 251V252H251ZM37 252H40V254L38 253L37 254ZM234 252V253H233ZM259 252V253H258ZM31 253V254H30ZM72 253H74V250H72V251H68L67 252V254H64V255H60V256H58V255H56L57 257H51V259L49 258H47V264L49 263V264H56L57 262V264H60L63 260V258H65V256L66 255H68V254H72ZM186 253V254H185ZM235 253H237V254H241L240 255V257L241 256H244V257H242V259L243 260H240L241 258H238V256H237V254H236V256H237V259H236V256H235ZM249 253H251V256H250V254ZM258 254V257L259 258H257V256H255V255H257ZM120 254H118V256L120 255ZM182 254H183V258H182V260L179 258V257H181L182 256ZM255 254V255H254ZM39 257H38V256ZM44 255H46V254H44ZM113 255H111V256H113ZM217 255V256H216ZM246 255L247 256H249V258H247L246 257ZM255 256L254 257V259H253V256ZM37 256V257H36ZM115 257H113L114 259H115V261H118L116 264H118V263H120L119 262V258L117 257V259H116V256H117V254L116 255H114ZM263 256V257H262ZM124 257H125V260H124ZM210 257V258H209ZM215 257V258H214ZM221 257H222V259H221ZM112 258V257H111ZM176 258V259H175ZM179 258V259H178ZM235 258V259H234ZM24 259V260H25ZM39 259V260H38ZM43 259V260H42ZM114 259L112 260V261H114ZM175 259V260H174ZM178 259V260H177ZM221 259V260H220ZM252 260V261H250V260ZM57 260V261H56ZM174 260V261H173ZM238 260H239V262H238ZM256 260L254 261V264H260V262L261 261H263V262H261L262 264H264V258H263V260H261V261H257V263H256ZM55 261H56V263H55ZM61 261V262H60ZM114 261V262H115ZM176 261V262H175ZM182 261V262H181ZM14 262V263H13ZM32 262V261H31ZM30 262V263H31ZM60 262V263H59ZM250 262V263H249ZM23 263L24 264H30L29 262H25V261H23ZM22 263V264H23ZM33 263V264H34ZM123 263V264H124Z\"/></svg>",
	"mask_w": 264,
	"mask_h": 264
}]
</instances>
